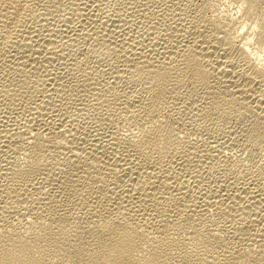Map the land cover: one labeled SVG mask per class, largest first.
<instances>
[{
	"label": "rangeland",
	"instance_id": "374dc122",
	"mask_svg": "<svg viewBox=\"0 0 264 264\" xmlns=\"http://www.w3.org/2000/svg\"><path fill=\"white\" fill-rule=\"evenodd\" d=\"M5 1H7V0H5ZM4 0H3V3L5 2ZM10 1V0H9ZM9 1H7V2H5L4 3V6H2V10H3V12H2V10H1V16H0V21L2 22H0V34H1V36H0V163H1V165H0V173L2 174H0V178H3V179H0V185H2V186H0V192L1 193H3V194H1L0 196L1 197H3V199L2 200H4L5 199V197H7V200L5 201L6 203L8 202V201H10V202H8V203H10V205H14V203H16L15 201H12V200H10V197L11 196H14V194L16 195V193H17V195H18V192H23L24 194L22 195V193H20V196H25V199H27V200H25L24 199V197L22 198V197H20V198H22L21 199V201H23V202H21V205L19 204L18 206H17V204H15L16 206H17V208L19 207L20 209L22 208L23 209V211L24 212H26V213H24V215L22 216L21 215V217H20V212H18V210H9V211H5V212H2V213H0V222H1V220H2V222H1V224H0V226H2L3 227V225L6 227V226H8L10 223V225L8 226V227H10L11 225H13V224H15L16 225V227H19L20 225L22 226L25 222H27L28 220H27V218L28 219H31L30 217H35L36 219H38L39 217V221H41V220H47V219H49L51 216H56V217H59L60 219H58V220H62V219H64L66 216H67V214L69 215L70 214V216H68V217H66L64 220L65 221H67L68 223L70 222V223H72V224H70V225H72L74 228L75 227H78V226H81L82 225V223H83V225L82 226H86V225H88L89 223H92V219H93V223L94 224H99L101 221H102V219H105V218H108V216H111V215H113L114 216V214L115 215H117V214H123V212H125V213H128L126 210H127V204H128V202L129 201H127L129 198H125V194H126V191L127 192H129V190H128V188L130 189V187H131V184L130 183H132L133 184V179H135V175H136V172H135V170L134 169H132L131 171H121V169L119 170L118 169V174H119V171H120V174L118 175L117 173H114L113 175H111L113 172H110V170L108 171L107 169H106V167L105 166H101L102 167V169L104 170V172H103V170H102V173H101V167L100 168H98V170H99V172H97L98 174H99V176L100 177H102V178H104V179H99L100 177L98 176V174L96 175L95 174V177L96 176H98V178L96 177V179H98L97 181H95L96 179H94V182H91V181H93V178H95V177H93L92 178V180L90 181V179H87V175H84V173L83 174H81L82 175V177H80V178H76V179H74V183L75 184H80V185H76L77 187H80V189L79 188H77L76 186L74 187L73 185V182L72 181H70V182H68V184L66 185V183L67 182H63L62 181V178H60L61 176H62V174L61 173H63V172H59L58 173V170L56 171V169L54 170L55 172H56V174L52 171L53 169V167L51 166L50 168H48L49 167V165L51 164V161H53L54 159H56V160H59V159H63L64 160V158L68 155V153L66 152V151H68L69 152V149H70V146H73V145H81V146H86V147H89L90 145L92 146V144H90V143H93V144H95V143H97L98 141L99 142H101V140H102V143L100 144V143H98L97 145H102L103 143L105 144L106 143V141L105 140H107L108 138V140H112V138H115V140L117 141H115L116 142V144H114V145H112V147H114V148H112V147H110V148H107V150H106V152H104L105 153V155H104V157H102L103 159H105V158H107V155L108 154H110L111 156H112V153L114 154L115 152L116 153H118L117 151H120L119 152V156H118V158H124L123 156H125V155H129L128 157H133V156H136V155H138V153H137V150H136V148H135V146H136V143H134V142H137L136 140H138L139 138H140V136L138 137V135H141L142 136V132H143V130L146 128V127H148V126H150V124H152V123H154L153 125H157V124H161V122L163 123V124H166L167 126H169L170 128H172L171 130H173V135H174V143L176 144H178V146H177V144L175 145L174 143L172 144L173 146L172 147H170L171 149L172 148H174V150L172 151V150H169V151H167V153H166V157H164L163 156V158H157L158 156L155 154V153H153L152 154V159L150 160V162H152V163H150V165H149V170L151 169V167H152V169L154 170L155 168V170L156 171H159L160 172V174H161V172H164V173H166V175L168 176V183H170L169 181H170V179H171V185L169 186V185H159L158 186V184H161V183H159V181L157 180L156 181V179H154V186L156 187V189H155V195L154 196H157V195H161L162 193H160L159 191H160V189H161V192H164L163 194L165 195H162V196H164V197H167L169 200V202H168V204H169V206H168V204L166 205V210H167V212H165V214L166 213H168L169 212V214H171V215H169V214H167L166 216H165V218L167 219V221H168V223H169V221H170V224H168V225H170L168 228H173L172 226H176V223H175V221L177 222V223H182L183 225L181 226L180 224H178L180 227H181V229H180V227L178 226V229H177V226H176V228L174 227V229H175V232L177 233H173V230H171V229H169V230H167V232H168V234H170V237L172 236V238H171V240H172V242H173V240H174V242L173 243H171V244H174L175 243V240H176V242L177 243H175L174 245H172L173 247L174 246H176V247H174V248H172V247H168L167 249V252H166V250H165V255H166V253H167V255L166 256H169V257H171V258H173V256H174V258L173 259H170L172 262H174V261H177L178 260V258L176 257V256H180L179 257V260L180 261H182L183 263H188V264H209L208 262L210 261V263H211V261H212V258L214 259V257L216 258V256L217 255H219L221 258H222V256L223 257H226V256H230V251H231V253H232V251L233 250H235L236 248H240V247H242L245 243H247L249 240V238H251L254 234H256L259 230H261V229H259V227L258 226H256L257 224L258 225H260V228H262L261 227V225L263 224V222L262 221H264V215H262V214H264V210H262V209H264V208H262V207H264V202L262 203V201L264 200H262L261 202H257V203H254L253 205L251 204V206H253V207H251V206H248L249 207V209H247L246 207H245V209H244V207H242V206H244V204L246 205V202L248 203L247 205H249V200H248V195H245L244 193H245V190H246V194H248V192H251V193H255L256 191L258 192V189H259V192H261L263 195H264V142H262L261 144L260 143H256V146H255V143H252V139H250L249 137H246V135L245 134H247V133H245L244 132V130H247V129H249L250 128V124H251V122H252V120H254V119H256V116H257V113L258 112H262V109L264 108V98L262 97V99L261 100H259V102H257L256 100H254V95H256V97L260 94V90L262 91V87L260 88V86H263V88H264V79H263V82H262V78L264 77V75H263V77H261V78H259L258 79V77H256L257 79H258V81H259V83H258V81H257V79L254 81L255 83L253 84H251V91L252 90H256L255 88L257 87V90H256V92L258 93H256L255 91V93H253V91H252V93H251V91H249V95L251 96V97H239L238 96V98H240V99H238L237 98V100L239 101V100H241V101H239V103L237 102V100L235 99V103H234V100L232 101L233 102V104H232V102L230 101H228L229 103H231L228 107L226 106L227 104H228V102H227V104H226V101L227 100H223L225 97L227 98V96H225L226 94L222 91L221 93H222V95H220L219 93H217V95H220V96H217L216 95V93H214L212 90H213V88H215V86H217V84H216V81H215V77H214V79H212L213 78V75H212V77L210 76H208V78L206 79V82H207V84H206V82L203 84V83H201L200 81L198 82V80H193V79H190V78H183V80H181V81H179V82H177V80H175V77H172L171 78V80L169 81V83L171 82V84H169L168 86V88H167V86L161 91V92H159V93H155L154 91H153V89L152 88H148V86H149V83L148 82H145L144 80H146V81H148V79H147V77L146 76H141V77H143V79L141 78V77H138L137 75H135V71H133L134 69L131 67V65L134 63L133 61H134V59L135 60H137V61H140V60H138V59H143V58H147V56H148V58L150 59V61L152 60V62H154L155 64L157 63L156 62V60H161L160 58H162L163 59V57L162 56H159L160 54L162 55L163 53L161 52V51H164V49H165V51H166V49L168 48V50L170 49V48H174V50L176 51V55H175V57H177V58H180L181 56L180 55H182L181 53L183 52V48H182V46L184 47V45H182V43L184 42V43H186V41H190V40H192V36H193V34H192V29L194 28L195 29V25L196 26H198V24L200 23H202L203 25L205 24V22H206V20L207 19H213L214 18V23L215 24H217V22H218V26L216 25V27H215V29H214V27H211V26H209L208 25V23H207V25H208V27H204L203 26V28L205 29V31H204V34H206V39H207V37H208V41H211V43H213V41H214V39H216V37H214V34H215V36H223V35H221V34H227V33H232V29H231V31H230V26H234V22H228V19H230V18H232V16H235L236 14V16L235 17H237V18H234V20H235V22H236V24L237 25H235V26H238V24L240 23V22H242V21H245V22H247V23H249V21L251 20L250 18H248L249 16H247L246 14L244 15V13H245V11L244 10H242L241 11V9L239 10L238 9V7H239V4H240V2H241V0L239 1V0H132V1H129V0H16V3H18L19 1V3L18 4H16L15 5V3L14 4H11V2H12V0H11V2H10V4H9ZM38 1V2H37ZM45 1V2H44ZM49 1V2H48ZM70 1V2H69ZM78 1V2H77ZM88 3H87V2ZM96 1H97V3H96ZM102 1V2H101ZM146 1V2H145ZM158 1V2H157ZM177 1H178V3H177ZM197 1V2H196ZM23 2V3H22ZM26 2V3H25ZM29 2V3H28ZM44 2V3H43ZM52 2V3H51ZM71 2H73V3H71ZM91 2V3H90ZM134 2V3H133ZM166 4V6H165V4ZM170 2V3H169ZM10 5H8V4ZM36 3V4H35ZM48 3V4H47ZM50 3V4H49ZM84 3V4H83ZM130 3V4H129ZM138 3V4H137ZM145 3V4H144ZM158 3H159V5H158ZM168 3V4H167ZM173 3H175V4H173ZM5 4H7V5H5ZM23 4V5H22ZM32 4H34V5H32ZM51 4H53V5H51ZM76 4H78V5H76ZM82 4V5H81ZM88 4V5H87ZM92 4V5H91ZM126 4V5H125ZM142 4V5H141ZM164 4V5H163ZM196 4H197V6H196ZM19 5V6H18ZM26 5V6H25ZM85 5V6H84ZM87 5V6H86ZM99 5V6H98ZM103 5V6H102ZM136 7H135V6ZM141 5V6H140ZM146 5V6H145ZM163 5V6H162ZM173 7H172V6ZM177 5H179V6H177ZM205 5V6H204ZM11 6H13V7H11ZM17 6V7H16ZM23 6V7H22ZM25 6V7H24ZM29 6V7H28ZM32 6V7H31ZM45 6H46V8H45ZM76 6V7H75ZM132 6V7H131ZM168 6H169V8H168ZM182 6V7H181ZM196 6V7H195ZM200 6H201V8H200ZM6 7V8H5ZM37 7V8H36ZM44 7V8H43ZM81 7H83V8H81ZM98 7H99V9H98ZM171 7V8H170ZM177 7V9H175V8ZM178 7H179V9H178ZM261 8H259L258 10H255V11H252V10H249V14L248 15H250L252 18L253 17H256V16H262V14H264V6L263 5H261L260 6ZM13 8V9H12ZM19 8V9H18ZM25 8V9H24ZM27 8V9H26ZM90 8V9H89ZM120 8V9H119ZM134 8V9H133ZM156 8V9H155ZM6 9H7V11H6ZM44 9V10H43ZM74 9H75V11H74ZM118 9V10H117ZM172 9H175V11L176 12H173L172 11ZM202 9V10H201ZM22 10V11H21ZM26 10V11H25ZM158 10V11H157ZM195 10V11H194ZM38 11V12H37ZM72 11H73V13H72ZM177 11H179V12H177ZM183 11V12H182ZM6 12V13H5ZM26 12V13H25ZM41 12V13H40ZM83 12H84V14H83ZM9 13V14H8ZM44 13V14H43ZM60 13V14H59ZM63 13H64V15H63ZM68 13V14H67ZM71 13V14H70ZM80 13H82V14H80ZM92 13V14H91ZM107 13V14H106ZM200 13H201V15H200ZM40 14V15H39ZM43 16H42V15ZM96 14V15H95ZM103 14V15H102ZM174 14V15H173ZM190 14V15H189ZM206 14V15H205ZM2 15H4V16H2ZM6 15V16H5ZM8 15V16H7ZM20 15V16H19ZM80 15H82V16H80ZM105 15V16H104ZM180 15H181V17H180ZM238 15H239V17H240V19H239V17H238ZM11 16V17H10ZM16 16V17H15ZM84 16V17H83ZM90 16V17H89ZM99 16V17H98ZM127 16V17H126ZM171 16V17H170ZM175 18H173V17ZM201 16V17H200ZM247 16V17H246ZM3 17V18H2ZM5 17V18H4ZM35 17V18H34ZM60 17V18H59ZM70 17V18H69ZM79 17V18H78ZM103 17V18H102ZM105 17V18H104ZM179 19H178V18ZM188 17V18H187ZM210 17V18H209ZM13 18V19H12ZM18 18V19H17ZM21 18V19H20ZM32 18V19H31ZM53 18V19H52ZM59 18V19H58ZM65 19V20H62V19ZM89 18V19H88ZM95 18V19H94ZM183 18V19H182ZM204 18H205V20H204ZM3 19V20H2ZM5 19V20H4ZM44 19V20H43ZM51 19V20H50ZM72 19V20H71ZM86 19H88V20H86ZM128 19V20H127ZM196 19V21L193 23V21ZM197 19H198V22H197ZM201 19H202V21H201ZM55 20V21H54ZM61 20V21H60ZM75 20V21H74ZM80 22H79V21ZM84 20H85V22H84ZM89 20H91V21H89ZM187 20L189 21V22H187ZM193 20V21H192ZM8 21V22H7ZM39 21V22H38ZM47 21V22H46ZM73 21V22H72ZM76 21H78V22H76ZM89 23H88V22ZM96 21V22H95ZM100 23H99V22ZM104 21V22H103ZM123 21V22H122ZM129 21V22H128ZM170 21H171V23H170ZM204 21V22H203ZM217 21V22H216ZM222 21V22H221ZM15 22V23H14ZM67 22V23H66ZM84 24H83V23ZM102 22V23H101ZM177 22V23H176ZM220 22V23H219ZM11 23V24H10ZM13 23V24H12ZM17 23V24H16ZM20 23V24H19ZM31 23V24H30ZM49 23V24H48ZM56 23V24H55ZM60 23H61V25H60ZM176 23V25H174ZM181 23H182V26H183V30H181L182 28V26H181ZM183 23H184V25H183ZM186 23V24H185ZM188 23H191V25L193 26L192 28H191V25L190 24H188ZM222 23H223V26H221L222 25ZM229 23V24H228ZM15 24V25H14ZM37 24H38V26H37ZM65 26H64V25ZM131 26H130V25ZM171 24V25H170ZM199 24V25H200ZM201 24V25H202ZM221 24V25H220ZM11 25V26H10ZM52 25V26H51ZM60 27H59V26ZM78 27H77V26ZM84 25V26H83ZM107 25V26H106ZM173 25L175 26V32H173L174 31V27H173ZM178 25V26H177ZM188 27H187V26ZM200 25V26H201ZM227 25H229V27L227 26ZM45 26V27H44ZM67 26V27H66ZM90 27V30H89V32L91 33H88L87 31H88V29H89V27ZM95 26V27H94ZM101 26V27H100ZM105 26V27H104ZM124 26V27H123ZM177 26V27H176ZM185 26V27H184ZM190 26V27H189ZM215 26V25H214ZM225 26V27H224ZM12 27V28H11ZM26 27V28H25ZM35 27V28H34ZM39 27V28H38ZM63 27V28H62ZM80 27V28H79ZM92 27V28H91ZM111 27V28H110ZM151 27V28H150ZM168 27H170L171 29V31L169 30H167L168 29ZM178 27H180L181 29H179ZM219 27H221L222 29H224V31L221 29V28H219ZM227 27V28H226ZM30 28V29H29ZM52 28V29H51ZM59 28V29H58ZM66 28V29H65ZM84 28V29H83ZM87 28V29H86ZM96 28V29H95ZM130 28H131V30H130ZM173 28V29H172ZM190 28V29H189ZM207 28V29H206ZM219 28V29H218ZM4 29H6V30H4ZM23 29V30H22ZM68 29V30H67ZM84 31H82V30ZM85 29H86V32H85ZM93 29H94V31H93ZM107 29V30H106ZM115 29V30H114ZM117 29V30H116ZM121 29V30H120ZM151 29V30H150ZM163 29V30H162ZM177 29V30H176ZM179 29V30H178ZM187 29V30H186ZM210 29V30H209ZM211 29L213 30V31H211ZM227 29V30H226ZM3 30V31H2ZM49 30V31H48ZM51 30V31H50ZM64 30H66V32L64 31ZM74 30V31H73ZM101 30V31H100ZM127 30V31H126ZM133 30V31H132ZM181 30V31H180ZM191 30V31H190ZM233 30H234V28H233ZM9 31V32H8ZM12 31V32H11ZM19 31H20V33H19ZM83 32L84 34L82 35V33L81 32ZM108 31H109V33H108ZM121 31V32H120ZM154 33L153 35H152V32ZM183 31V32H182ZM206 31H207V33H206ZM214 32V33H211V34H209L210 32ZM223 31V32H222ZM228 31H230V32H228ZM6 32V33H5ZM15 32V33H14ZM25 32V33H24ZM30 32V33H29ZM69 32V33H68ZM95 32V33H94ZM103 32V33H102ZM113 32H115V33H113ZM117 32V33H116ZM130 32V33H129ZM166 32L168 33V34H166ZM173 33V34H171V33ZM176 32H179L178 34H180V36H178L177 35V33ZM184 32H186V33H184ZM216 32L218 33L219 32V34H216ZM226 32V33H225ZM58 33V34H57ZM61 35H60V34ZM76 33V34H75ZM79 33H81V34H79ZM88 33V34H87ZM170 33V34H169ZM181 33H183V36L181 35ZM192 35H191V34ZM4 34V35H3ZM33 34V35H32ZM39 34V35H38ZM42 34H43V36H42ZM45 34V35H44ZM77 34H78V36H77ZM90 34V35H89ZM92 34L94 35V36H92ZM97 34V37L96 38H93V37H95V35ZM101 34H103V36L101 35ZM106 34V35H105ZM109 34H113V35H110L109 36ZM118 34V35H117ZM130 34V35H129ZM133 34V35H132ZM135 34V35H134ZM141 34V35H140ZM149 34V35H148ZM156 34V35H155ZM176 36H175V35ZM188 35V36H185V35ZM207 34H209V35H207ZM30 35V36H29ZM37 35V36H36ZM73 35V36H72ZM84 35H85V37H84ZM88 37H87V36ZM127 35V36H126ZM147 35V36H146ZM159 35V36H158ZM166 35V36H165ZM169 35V36H168ZM174 35V36H173ZM232 35H234V34H232ZM4 36H6L5 38H7V39H5V38H2V37H4ZM7 36H9V38L7 37ZM14 36H15V38H14ZM83 36V37H82ZM90 36V37H89ZM101 36V38L103 39V41L101 42V38H99ZM131 36V37H130ZM152 38H151V37ZM181 36H182V38H181ZM185 36V37H184ZM213 36V37H212ZM63 37V38H62ZM70 37V38H69ZM72 37V38H71ZM107 37V38H106ZM121 37V38H120ZM125 37V38H124ZM138 37V38H137ZM141 37V38H140ZM147 37V38H146ZM149 37V38H148ZM154 37V38H153ZM158 37V38H157ZM169 37V38H168ZM176 37V38H175ZM181 39H180V38ZM36 38H38V39H36ZM73 38H74V40H73ZM87 38V39H86ZM114 38V39H113ZM127 38V39H126ZM132 38V39H131ZM135 38H136V40H135ZM144 40H143V39ZM184 38H185V40H184ZM188 38V39H187ZM189 38H191V39H189ZM211 38V39H210ZM11 39H12V42H11ZM21 39V40H20ZM44 39H45V41H44ZM70 39V40H69ZM83 39H85V40H83ZM107 40V42H106V40ZM110 39H113V42H112V40H110ZM172 39V40H171ZM175 39H177L176 40V42L177 41H182L181 43H179V42H177L178 44H180L179 46L177 45V43L175 42ZM10 40V41H9ZM24 40V41H23ZM31 40H32V42H31ZM124 42H123V41ZM128 40V41H127ZM131 40V41H130ZM148 40V41H147ZM213 40V41H212ZM19 41V42H18ZM28 42V43H26V42ZM44 41V42H43ZM52 41V42H51ZM66 41V42H65ZM69 41H70V43H69ZM98 41V42H97ZM127 41V42H126ZM136 41V42H135ZM141 41V42H140ZM154 41V42H153ZM162 41V42H161ZM170 41H172V42H170ZM256 41V40H255ZM5 42H8V43H5ZM17 42V43H16ZM25 42V43H24ZM50 42V43H49ZM54 42V43H53ZM73 42V43H72ZM75 42V43H74ZM100 42V43H99ZM106 42V43H105ZM111 42V43H110ZM120 42V43H119ZM123 42V43H122ZM130 42V43H129ZM135 42V43H134ZM140 42V43H139ZM147 42V43H146ZM150 42V43H149ZM155 42H157V43H155ZM163 42H164V44H165V46H164V44H163ZM2 43V44H1ZM37 43V44H36ZM58 43H60V44H58ZM69 43V44H68ZM82 45H81V44ZM90 43V44H89ZM94 45H93V44ZM101 43H103V44H101ZM125 43V44H124ZM155 43V44H154ZM170 43V44H169ZM174 43V44H173ZM239 43V42H238ZM260 43V46L262 47L261 49H262V52H264V41H260L259 42ZM19 44V45H18ZM26 44V45H25ZM43 44V45H42ZM74 44V45H73ZM77 44V45H76ZM89 44V45H88ZM109 44V45H108ZM154 44V45H153ZM166 44H167V46H166ZM20 45H22V46H20ZM58 45V46H57ZM65 46V48H64V46ZM72 45V46H71ZM103 45V46H102ZM116 45V46H115ZM130 45V46H129ZM140 45V46H139ZM149 45V46H148ZM171 46V47H168V46ZM172 45H175L174 47H172ZM177 45V46H176ZM238 44L236 43V45H235V48L233 47V48H231L230 50H226L227 52L228 51H230L229 53H226V52H224L223 50L222 51H220L221 49H215L214 51H212L213 52V54L211 55V57L212 56H214V58H216L218 55H220V57L218 56L217 58H216V60H218V58L220 59V60H224V61H229V59H231L232 61L234 60H236L235 61V63H237L236 65H235V63H234V61L232 62V61H229V62H231V63H233L234 64V66H236V69L237 68H240V64H243V63H245V61H243L240 57H238L239 56V54H240V51L238 50L237 51V47H238V49H239V45L237 46ZM60 46V47H59ZM67 46V47H66ZM87 46V47H86ZM93 46V47H92ZM104 46H105V48L106 49H104ZM111 48H110V47ZM133 46V47H132ZM150 47V49L148 48V47ZM181 46V47H180ZM17 47V48H16ZM20 47V48H19ZM26 47V48H25ZM38 47V48H37ZM44 47V48H43ZM48 47V48H47ZM79 47V48H78ZM92 47V48H91ZM97 47H98V49H97ZM113 47V48H112ZM117 47V49L115 50V48ZM120 47H122V48H120ZM131 48L133 51V54L134 55H136V56H134V55H130V50L131 49H127V48ZM136 47H137V50H136ZM141 47V48H140ZM147 47V48H146ZM164 47V48H163ZM259 47V45L256 43V42H254V43H252V50L253 49H256V48H258ZM31 48V49H30ZM56 49V48H58L57 50H60V52H58L57 50L55 51V50H52V49ZM60 48V49H59ZM62 48H64V51L62 50ZM72 48V49H71ZM74 48H75V50H74ZM84 48V49H83ZM92 50H91V49ZM96 48V49H95ZM119 48H120V50H122L123 51V53H122V51H120L119 50ZM135 48V49H134ZM158 48V49H157ZM176 48V49H175ZM179 48V49H178ZM34 49V50H33ZM49 51H48V50ZM52 51H51V50ZM79 51H78V50ZM87 51H89V52H87ZM89 49V50H88ZM141 49V50H140ZM162 49V50H161ZM181 49V50H180ZM3 50H5V51H3ZM20 50V51H19ZM22 50V51H21ZM39 50V51H38ZM44 50H47V51H44ZM95 50V51H94ZM119 50V51H118ZM129 50V52H127V51ZM135 50V51H134ZM139 50V51H138ZM147 50V51H146ZM148 50H150V51H148ZM159 50V51H158ZM216 50H218V51H216ZM232 50H233V52H232ZM3 51V52H2ZM8 51V52H7ZM19 51V52H18ZM24 51V52H23ZM36 51V52H35ZM55 51V52H54ZM61 51H63V52H61ZM73 51V52H72ZM101 51V52H100ZM126 51V52H125ZM141 51H142V53H141ZM157 53H156V52ZM164 51V52H165ZM220 51V52H219ZM237 51V52H236ZM14 52H17V53H14ZM34 52V53H33ZM38 52V53H37ZM49 52V53H48ZM52 52H53V54H52ZM57 52H58V54H57ZM78 52V53H77ZM91 52V53H90ZM100 52V53H99ZM104 52V53H103ZM118 54H117V53ZM138 52V54H140V56L138 55V54H136V53ZM140 52V53H139ZM147 52H149V54L147 53ZM180 52V53H179ZM215 52V53H214ZM217 52V53H216ZM222 52V53H221ZM232 52V53H231ZM3 53V54H2ZM40 53V54H39ZM44 53V54H43ZM55 53H56V55H55ZM98 53V54H97ZM116 53V54H115ZM125 53H129L128 55H129V57H131L132 59H133V61H127L126 59H124V55H125ZM145 53V54H144ZM221 53V54H220ZM238 53V54H237ZM12 54V55H11ZM36 54V55H35ZM41 54H43V55H41ZM46 54H47V56H46ZM77 54V55H76ZM78 54H79V57H78ZM85 54V55H84ZM102 54V55H101ZM112 54V55H111ZM122 54H123V56H122ZM144 54V55H143ZM216 54H217V56H216ZM222 54H226L225 55V57L224 56H222ZM231 54V55H230ZM33 55H35V56H33ZM38 55V57L39 58H37L36 56ZM44 55H45V57H44ZM48 55H49V57H50V59H49V57H48ZM64 55H66V56H64ZM95 55V56H94ZM97 55V56H96ZM100 55V56H99ZM120 55V56H119ZM137 55H138V57H137ZM178 55H179V57H178ZM228 55V56H227ZM234 56V57H236V58H234L233 56L232 57H230V56ZM238 55V56H237ZM17 56V57H16ZM53 56V57H52ZM74 56H76L75 58H74ZM88 56V57H87ZM145 56V57H144ZM159 56V57H158ZM226 56L227 57H229L228 58V60L226 59ZM29 57V58H28ZM82 57V58H81ZM84 57V58H83ZM136 57V58H135ZM143 57V58H142ZM156 57H157V59H156ZM19 58V59H18ZM21 58H22V60H21ZM36 58V59H35ZM47 59V60H45L44 61V59ZM118 58H119V60H118ZM121 58V59H120ZM213 58V59H214ZM222 58V59H221ZM239 58L242 60V63H241V61L239 60ZM2 59H3V61H2ZM23 59H24V61H23ZM104 59H106V60H104ZM226 59V60H225ZM19 60H21L20 62H17V61H19ZM27 60V61H26ZM40 61V62H38V61ZM51 60V61H50ZM59 60V61H58ZM74 60V61H73ZM83 60V61H82ZM99 60V61H98ZM127 62H126V61ZM176 60V59H175ZM9 63H8V62ZM13 61V62H12ZM49 61V62H48ZM108 61V62H107ZM239 61H240V63H239ZM2 62V63H1ZM18 64H17V63ZM23 62V63H22ZM26 62V63H25ZM34 62H35V64H34ZM42 62V63H41ZM58 62V63H57ZM63 62V63H62ZM66 62V63H65ZM67 62H69V63H67ZM83 62V63H82ZM98 62V63H97ZM112 62V63H111ZM125 62H126V64H125ZM178 62V61H177ZM220 62V61H219ZM16 63V64H15ZM24 64L25 63V65L26 66H24L23 65V68H22V65H19V64ZM28 63V64H27ZM52 63V64H51ZM71 63V64H70ZM85 63V64H84ZM106 63V64H105ZM108 63V64H107ZM116 63V64H115ZM124 63V64H123ZM129 63V64H128ZM132 63V64H131ZM222 63V62H221ZM239 63V64H238ZM15 64V65H14ZM50 64V65H49ZM54 64V65H53ZM59 64H60V66H59ZM64 64V65H63ZM101 64H103V65H101ZM129 66H128V65ZM18 65V66H17ZM41 65H43V66H41ZM45 65V66H44ZM52 65V66H51ZM55 65H56V67H55ZM71 65V66H70ZM76 65V66H75ZM100 65V66H99ZM140 65V64H139ZM18 68H17V67ZM29 66V67H28ZM36 66V67H35ZM37 66H39V67H37ZM50 66V67H49ZM63 66V67H62ZM68 66V67H67ZM120 66V67H119ZM21 67V68H20ZM24 67H26V69H24ZM33 67V68H32ZM35 67V68H34ZM43 67V68H42ZM53 69H52V68ZM74 67V68H73ZM127 67V68H126ZM130 69H129V68ZM30 68V69H29ZM38 68V69H37ZM50 68V69H49ZM62 68V69H61ZM105 68V69H104ZM113 68V69H112ZM120 68L122 69V71L120 70ZM126 68V69H125ZM15 69V70H14ZM19 69V70H18ZM21 69V70H20ZM52 69V70H51ZM73 69V70H72ZM103 69V70H102ZM130 71H129V70ZM131 69H133V70H131ZM32 70V71H31ZM45 70V71H44ZM51 70V71H50ZM59 70V71H58ZM65 70V71H64ZM69 70H70V72H69ZM19 71V72H18ZM53 71H54V73H53ZM58 71V72H57ZM75 71V72H74ZM80 71V72H79ZM107 71V72H106ZM131 71H133V72H131ZM30 72V73H29ZM31 72H33V73H31ZM40 72V73H39ZM64 72V73H63ZM67 72V73H66ZM77 72H79L78 74H77ZM102 72V73H101ZM117 72V73H116ZM12 73H14L13 75H14V77H13V75H12ZM20 73V74H19ZM24 73V74H23ZM29 73V74H28ZM66 73V74H65ZM69 73H70V75H69ZM84 73V74H83ZM113 73L115 74V75H113ZM49 74V75H48ZM72 74V75H71ZM82 74V75H81ZM88 74V75H87ZM120 76H119V75ZM121 74H122V76H121ZM23 75V76H22ZM77 75V76H76ZM101 75H102V77H101ZM18 76V77H17ZM25 76V77H24ZM53 76V77H52ZM69 76V77H68ZM72 78H71V77ZM86 76V77H85ZM131 76V77H130ZM132 76H134V77H132ZM3 77H5V78H3ZM45 77H46V79H45ZM55 77V78H54ZM122 77V78H121ZM13 78V79H12ZM16 80H15V79ZM24 78V79H23ZM62 78V79H61ZM67 78V79H66ZM69 78V79H68ZM78 78H80V79H78ZM107 78V79H106ZM112 78H113V80H112ZM119 78V79H118ZM125 78V79H124ZM134 78V79H133ZM146 78V79H145ZM192 78V77H191ZM26 79V80H25ZM52 79V80H51ZM58 79V80H57ZM63 79H65V80H63ZM130 79V80H129ZM212 79V80H211ZM18 80H19V82H18ZM25 80V81H24ZM40 80V81H39ZM43 80V81H42ZM49 80V81H48ZM53 80H55V81H53ZM60 80V81H59ZM88 80V81H87ZM95 80V81H94ZM102 80V81H101ZM110 80V81H109ZM115 80V81H114ZM123 80V81H122ZM192 80V81H191ZM211 80V81H210ZM57 81V82H56ZM74 81V82H73ZM119 81V82H118ZM126 81H127V83H126ZM176 81V83L174 84V82ZM214 81V82H213ZM14 82V83H13ZM16 82V83H15ZM24 82V83H23ZM54 82V83H53ZM68 82H70V83H68ZM77 82V83H76ZM85 82V83H84ZM92 82V83H91ZM97 82V83H96ZM100 82H101V85H100ZM114 82V83H113ZM196 82V83H195ZM212 83L211 85H213L214 83V86H212L211 87V85L209 84V83ZM7 83V84H6ZM50 83V84H49ZM148 83V84H147ZM192 83H194V84H192ZM201 83V84H200ZM13 84V85H12ZM57 84V85H56ZM73 84H76V85H73ZM178 84V85H177ZM197 86H196V85ZM203 84V85H202ZM208 84L210 85L209 87H208ZM256 84V85H255ZM260 85V86H258V85ZM4 85V86H3ZM13 87H12V86ZM17 85V86H16ZM52 85V86H51ZM55 85V86H54ZM83 85V86H82ZM87 85V86H86ZM103 85V86H102ZM106 85H108V86H106ZM170 85H172V86H170ZM200 85V86H199ZM48 86H50V88L48 87ZM62 86V87H61ZM66 86V87H65ZM69 86V87H68ZM91 86V87H90ZM226 86V85H225ZM250 86V85H249ZM256 86V87H255ZM10 87V88H9ZM55 87V88H54ZM77 87V88H76ZM89 87V88H88ZM102 87V88H101ZM145 87V88H144ZM150 87V86H149ZM252 87H255V88H252ZM2 88H3V90H2ZM49 88V89H48ZM60 88V90H58V89ZM110 88V89H109ZM111 88H113V89H111ZM210 88H212V89H209ZM52 89H53V91H52ZM71 89V90H70ZM86 89H88V90H86ZM106 89V90H105ZM117 89V90H116ZM148 89V90H147ZM152 89V90H151ZM51 90V91H50ZM73 90V91H72ZM75 90V91H74ZM264 90V89H263ZM43 91V92H42ZM137 91V92H136ZM148 91V92H147ZM211 91V95L209 94V92ZM221 91V90H220ZM219 90H218V92H220ZM42 92V93H41ZM47 92V93H46ZM53 92V93H52ZM64 92V93H63ZM83 92V93H82ZM119 92V93H118ZM133 92V93H132ZM212 92H213V94H212ZM45 93H46V95H45ZM56 93V94H55ZM66 93V94H65ZM108 93V94H107ZM111 93V94H110ZM224 93V94H223ZM51 94V95H50ZM54 94V95H53ZM81 94V96H79ZM94 94V95H93ZM96 94V95H95ZM99 94V95H98ZM131 94V95H130ZM205 94V95H204ZM253 96H252V95ZM48 95V97H50V99L48 98V97H46ZM58 95V96H57ZM60 95V96H59ZM91 95V96H90ZM163 95V96H162ZM204 95V96H203ZM208 95V96H207ZM224 95V97L222 98V100L223 101H225V102H223L222 104L223 105H221L220 107H218V108H216L213 104H214V102L215 101H217V99L219 98L220 100H221V97ZM85 96V97H84ZM94 96V97H93ZM132 96H133V98H132ZM135 96V97H134ZM161 96H162V98H161ZM209 96H211V97H209ZM214 96L217 98H214ZM33 97H35V98H33ZM40 97V98H39ZM42 97V98H41ZM60 97V98H59ZM63 97V98H62ZM68 97V98H67ZM72 99H71V98ZM130 97V98H129ZM207 98L206 100H205V98ZM46 99V101H45V106L43 105L44 104V100ZM52 98V99H51ZM65 98V99H64ZM67 98V99H66ZM82 98V99H81ZM115 98V99H114ZM141 98H142V100H141ZM145 98V99H144ZM211 98V99H210ZM215 100H214V99ZM225 98V99H226ZM53 99H54V101H53ZM61 99V100H60ZM138 99V100H137ZM244 99V100H243ZM250 99V100H249ZM50 100H52L51 102H50ZM135 100V101H134ZM211 100L212 101H214L213 102V104L211 103ZM250 101V102H248V101ZM33 101H34V103H33ZM40 103H38V102ZM41 101H43V103L41 102ZM62 101V102H61ZM126 101V102H125ZM256 101V102H255ZM46 102H48V103H50V104H47ZM66 104H65V103ZM82 104H81V103ZM209 102V103H208ZM241 102V103H240ZM247 102V103H246ZM42 103V104H41ZM64 103V104H63ZM128 103H130V104H128ZM249 103H250V105L251 106H256L257 105V103H258V106H256L255 108L257 109L256 111H254V113H252V115H251V113H249L248 112V109H250L251 110V108L250 107H246L247 105L248 106H250L249 105ZM252 103V104H251ZM260 103H262V104H260ZM38 104V105H37ZM55 104V105H54ZM57 104H59V105H57ZM142 104H145L144 106L142 105ZM208 104V105H207ZM241 104V105H240ZM256 104V105H255ZM260 104V105H259ZM40 105V106H39ZM82 105V106H81ZM88 105V106H87ZM140 105H142V106H140ZM35 106V107H34ZM39 106V107H38ZM56 106V107H55ZM59 106V107H58ZM63 106V107H62ZM67 108H66V107ZM129 106V107H128ZM203 108L204 110H201V108ZM210 106V107H209ZM224 106V107H223ZM236 106V107H235ZM239 106V107H238ZM245 108H244V107ZM262 108H261V107ZM32 107V108H31ZM55 107V108H54ZM84 107V108H83ZM140 107H142V108H140ZM213 107L214 108H216V109H213ZM226 107V108H225ZM231 107H233V108H231ZM238 107V108H237ZM243 107V108H242ZM40 108H42V109H40ZM51 108V109H50ZM57 108V109H56ZM79 108H80V110H79ZM126 108H127V110H126ZM139 110H137V109ZM198 108V109H197ZM200 108V109H199ZM227 108H230V109H227ZM237 108V109H236ZM259 108V109H258ZM47 109V110H46ZM64 109H65V113L63 112L64 111ZM135 109V110H134ZM240 109V110H239ZM61 110V111H60ZM83 112H82V111ZM96 110H97V112H96ZM131 110V111H130ZM132 110H133V113H131L132 112ZM198 110H199V112H200V114H199V112H198ZM247 110V111H246ZM259 110V111H258ZM264 110V109H263ZM40 111V112H39ZM43 111H45V112H43ZM51 111V112H50ZM125 111V112H124ZM138 111V112H137ZM202 111V112H201ZM206 112L205 114H204V112ZM244 111V112H243ZM246 111V112H245ZM8 112V113H7ZM33 112V113H32ZM60 112V113H59ZM63 112V113H62ZM177 112V113H176ZM198 112V113H197ZM40 113H41V115H40ZM53 113V114H52ZM58 115H57V114ZM61 113H62V116H61ZM70 113V114H69ZM87 113V114H86ZM89 113H91V114H89ZM93 113V114H92ZM202 113H203V115H202ZM240 113V114H239ZM32 114V115H31ZM34 114V115H33ZM69 114V115H68ZM196 114H197V116H196ZM241 114H243L242 116H241ZM246 114V115H245ZM256 114V115H255ZM259 114V113H258ZM16 115V116H15ZM37 115V116H36ZM39 115V116H38ZM56 115V116H55ZM64 115V116H63ZM131 115V116H130ZM170 115V116H169ZM246 116V118H245V116ZM249 115V116H248ZM4 116V117H3ZM41 116V117H40ZM52 116H54V117H52ZM94 116V117H93ZM96 116V117H95ZM124 116V117H123ZM199 116H201V117H199ZM43 117H44V119H43ZM61 117V118H60ZM73 117V118H72ZM87 117V118H86ZM90 117V118H89ZM197 117V118H196ZM199 117V118H198ZM241 117H242V119H241ZM254 117V118H253ZM16 118V119H15ZM47 118H48V120H47ZM51 118V119H50ZM53 118V119H52ZM68 118V119H67ZM238 118V119H237ZM250 118H252V120L250 119ZM5 119V120H4ZM25 119V120H24ZM41 119V120H40ZM44 120V124H43V120ZM61 119V120H60ZM71 119V120H70ZM89 119V120H88ZM123 119V120H122ZM130 119V120H129ZM247 119H248V121H247ZM22 120V121H21ZM31 120V121H30ZM40 120V121H39ZM63 120V121H62ZM128 120V121H127ZM171 120V121H170ZM173 120V121H172ZM20 121H21V123H20ZM30 121V122H29ZM39 121V122H38ZM46 121V122H45ZM49 121V122H48ZM67 121V122H66ZM99 121V122H98ZM242 121V122H241ZM245 123H244V122ZM28 122V123H27ZM74 122V123H73ZM94 122H96V123H94ZM247 122V123H246ZM4 125H3V124ZM23 123H24V125H23ZM46 123V124H45ZM51 123V124H50ZM70 123V124H69ZM107 123V124H106ZM155 123H157V124H155ZM248 123H250V124H248ZM7 124V125H6ZM42 124V125H41ZM55 126H54V125ZM57 124V125H56ZM63 124V125H62ZM73 124V125H72ZM76 124V125H75ZM88 124H89V126H88ZM94 124V125H93ZM19 125V126H18ZM26 125V126H25ZM28 125V126H27ZM43 125H45V126H43ZM65 125V126H64ZM109 125V126H108ZM246 125H248L247 127H246ZM3 126V127H2ZM6 128H5V127ZM10 126V127H9ZM31 126V127H30ZM98 126V127H97ZM146 126V127H145ZM8 127V128H7ZM21 127V128H20ZM23 127V128H22ZM27 129H26V128ZM49 127V128H48ZM53 127V128H52ZM58 127L60 128V129H58ZM72 127H74V128H72ZM90 127H92V128H90ZM94 127V128H93ZM97 127V128H96ZM145 127V128H144ZM239 127V128H238ZM246 127V128H245ZM10 128V129H9ZM12 128V129H11ZM28 128H29V130H28ZM41 128H42V130H41ZM51 128V129H50ZM109 128V129H108ZM240 128H242L241 130H240ZM8 129V130H7ZM47 129H50V131L49 130H47ZM68 129H69V131H70V129L72 130V131H70V132H68L67 133V131H68ZM74 129V130H73ZM2 130V131H1ZM14 130V131H13ZM15 130H17L16 132H15ZM21 130V131H20ZM37 130V131H36ZM40 130V131H39ZM63 131V133L64 134H62V133H60V134H56V133H54V132H51V131ZM85 130V131H84ZM96 130V131H95ZM98 130H100V131H98ZM114 132H113V131ZM8 131H9V133H8ZM12 131V132H11ZM19 131V132H18ZM28 131H29V134H28ZM44 131V132H43ZM50 132V134L49 133H47V132ZM82 131V132H81ZM89 131V132H88ZM106 131V132H105ZM117 131V132H116ZM138 131V132H137ZM140 131V132H139ZM248 131V130H247ZM20 132H22V133H24L22 136H21V133ZM27 132V133H26ZM37 132V133H36ZM38 132H39V135H40V132H41V135H43V133H47V134H44L43 135V137L44 138H47V140H45V142H46V145L48 146H45V147H43L44 149V156L46 155V157H44V159H45V162H50V164L49 163H47L48 165L46 166L48 169H46L45 171H47L48 172V174H47V172H45L44 170H41V172H37L36 174H35V172L32 174V175H29V176H27V177H29V178H27V177H23V178H25V179H23L24 180V182L23 181H21L22 180V178H20V179H18L17 180V182L16 181H12V174H11V172L13 171V169L16 167V165H18V166H21V165H23V164H25V166L23 165V166H21V168H23V170L24 169H26L27 167H29V165H28V159L29 158H31L33 155V151H34V147H32L31 148V144L30 145H28L30 142H31V140L33 139L32 137H34V135H36V134H38ZM43 132V133H42ZM73 134H72V133ZM96 132V133H95ZM111 132V133H110ZM234 132V133H233ZM240 132V133H239ZM11 133H13V134H15L16 136V139H14L15 137H14V135L12 134L11 135V137H13V138H8V135L10 136V134ZM16 133H18V134H16ZM36 133V134H35ZM58 133V132H57ZM80 133V134H79ZM88 133H89V135H88ZM93 133V134H92ZM107 133V134H106ZM109 133V134H108ZM241 133H243V134H241ZM20 134V136L18 137V135ZM49 134V135H48ZM53 134V135H52ZM95 134V135H94ZM105 134V135H104ZM111 134V135H110ZM118 134V135H117ZM131 134V135H130ZM133 134V135H132ZM3 135V136H2ZM4 135H5V137H4ZM32 135V136H31ZM46 135V136H45ZM52 135V136H51ZM68 135H70V136H68ZM72 135V136H71ZM74 135V136H73ZM81 135V136H80ZM90 135H92V136H90ZM112 135H114L113 137H112ZM242 135V136H241ZM2 136V137H1ZM48 136V137H47ZM51 136V137H50ZM56 136V137H55ZM65 136V137H64ZM79 136V137H78ZM94 136V137H93ZM96 136V137H95ZM102 136V137H101ZM117 136V137H116ZM129 136V137H128ZM230 136V137H229ZM241 136V137H240ZM4 137V138H3ZM6 137L8 138L7 140H6ZM26 137V138H25ZM27 137H29L28 139H27ZM42 137V138H43ZM71 137V138H70ZM81 137V138H80ZM83 137H85L84 139H83ZM112 137V138H111ZM132 137V138H131ZM244 137H246V138H244ZM19 140H18V139ZM66 138V139H65ZM73 138H74V140H73ZM99 138V139H98ZM135 138V139H134ZM232 138V139H231ZM249 138V139H248ZM29 139H31V140H29ZM51 139V140H50ZM58 139V141H56ZM98 139V140H97ZM224 139V140H223ZM226 139V140H225ZM234 139V140H233ZM3 140H4V142H3ZM10 142H9V141ZM25 140V141H24ZM42 140H44V139H42ZM56 141V143H55V141ZM66 140H67V143H66ZM80 141V143H79V141ZM84 140V141H83ZM90 140V141H89ZM92 140H93V142H92ZM95 140V141H94ZM125 140V141H124ZM132 142V144H131V142ZM228 140V141H227ZM238 140V141H237ZM13 141V142H12ZM15 141V142H14ZM19 141V142H18ZM52 141H54V142H52ZM97 141V142H96ZM105 141V142H104ZM128 141V142H127ZM225 141H227L226 143H225ZM26 142V143H25ZM45 142L43 141V144H45ZM61 142V143H60ZM66 143V144H64V143ZM74 142V143H73ZM119 142V143H118ZM126 142V143H125ZM208 142V143H207ZM214 142V143H213ZM234 142H235V144H236V146H234L235 144H234ZM3 143H4V145H3ZM13 143V144H12ZM16 143V144H15ZM18 143V144H17ZM53 143V144H52ZM64 145H63V144ZM70 143V144H69ZM79 143V144H78ZM88 143V144H87ZM217 145H216V144ZM7 144V145H6ZM12 145V146H10V145ZM22 144V145H21ZM51 144V145H50ZM59 146H58V145ZM61 144L63 145V146H61ZM85 144V145H84ZM90 144V145H89ZM118 144V146H116ZM120 144V145H119ZM127 144L129 145V146H127ZM135 146H134V145ZM208 144H209V146H208ZM215 146H214V145ZM231 146H230V145ZM15 147H14V146ZM55 145H56V147H55ZM127 147H125V146ZM131 145H132V148H130L131 147ZM224 145V146H223ZM239 145V146H238ZM6 146H7V148H6ZM24 146H27V147H24ZM50 146V147H49ZM67 146V147H66ZM122 146V147H121ZM134 146V147H133ZM208 148H207V147ZM227 146V147H226ZM250 146V147H249ZM8 147H11L10 148V150H9V148ZM12 147H14L15 149H13ZM63 147V148H62ZM65 147V148H64ZM116 147H118V148H116ZM120 147V148H119ZM124 147V148H123ZM232 147V148H231ZM4 148V149H3ZM54 148V149H53ZM112 148V149H111ZM116 148V149H115ZM124 150H123V149ZM125 148H126V151L127 152H125ZM135 148V151L133 150ZM178 148V149H177ZM206 148H207V150H206ZM215 148H217V150H214ZM220 148V149H219ZM12 149V150H11ZM16 149H17V151H16ZM22 149V150H21ZM27 151H26V150ZM60 149V150H59ZM67 149V150H66ZM109 149H111L110 151H108ZM117 149H119V150H117ZM130 149V150H129ZM202 149V150H201ZM228 149V150H227ZM239 149V150H238ZM6 150V151H5ZM8 150V151H7ZM19 150V151H18ZM31 150H33V151H31ZM48 150H49V152H48ZM56 150V151H55ZM112 150H114V152L112 151ZM178 150V151H177ZM179 150H180V152H179ZM193 150H195L194 152H195V154H192V153H194L193 152ZM200 150V151H199ZM221 150V151H220ZM226 150V151H225ZM24 153H23V152ZM31 151V152H30ZM130 151H131V155H133V156H131L130 155ZM175 151H177V152H175ZM190 151H192V152H190ZM196 151L198 152L197 154H196ZM204 151H206V152H210L209 154H211V152H212V154L211 155H208L207 153H205ZM218 154H216L215 152ZM224 151V152H223ZM239 151V152H238ZM11 152V153H10ZM19 154H18V153ZM27 152V153H26ZM29 152V153H28ZM66 152V153H65ZM123 152H125L124 154H122ZM133 152V153H132ZM171 154V157H170V159L168 158L170 155H169V153ZM187 152H189V154H186ZM199 152H200V154H199ZM205 154H204V153ZM219 152V153H218ZM223 152V153H222ZM230 152V153H229ZM10 153V154H9ZM34 153H36V151H34ZM108 153V154H107ZM174 153V156L172 155ZM176 153H178L177 154V156H176V158H175V160L177 159V161H175L174 160V157H175V155H176ZM183 153V154H182ZM191 153V154H190ZM201 153H203V156H202V154ZM215 153V155H213ZM240 153V154H239ZM9 154V155H8ZM25 154H26V158L24 157L25 156ZM31 154V156H29V155ZM136 154V155H135ZM181 154H182V156H181ZM187 155L186 157H185V155ZM200 156H199V155ZM230 154V155H229ZM13 155H16V156H13ZM20 155V156H19ZM22 155V156H21ZM28 155V156H27ZM110 155L108 156V160L107 161H110V158H112V157H110ZM123 155V156H122ZM167 155H169V156H167ZM184 155V156H183ZM190 155H192V157L190 156ZM197 156V157H195V159L197 158L198 160L197 161H200L201 160V162H203L202 163V165L204 166V168L202 167V165H201V167H199L198 168V166H200V164L201 163H199L198 162V166L196 165V160L194 161V157L193 156ZM206 155L208 156V157H206ZM214 156V158L216 159V157L215 156H217L218 158L216 159V161H214L215 159H213V157H210V156ZM222 155V156H221ZM228 157H227V156ZM4 156V157H3ZM18 156V157H17ZM35 156H36V154H34V156H33V158H35ZM49 156V157H48ZM54 156L55 157H57V158H54ZM122 156V157H121ZM156 156V158H154ZM180 156V159L178 158ZM190 156V157H189ZM226 156V157H225ZM238 156V157H237ZM15 157H17V158H15ZM29 157V158H28ZM48 157V158H47ZM52 158V160L50 159V161H49V158ZM128 157H125V158H128ZM182 157V158H181ZM209 157H210V159H209ZM8 158H9V160H8ZM19 158V159H18ZM33 158H31V159H33ZM59 158V159H58ZM101 158V159H102ZM171 158L173 159V160H171ZM184 158V159H183ZM189 158H190V160H189ZM229 158V159H228ZM46 159H47V161H46ZM66 159V158H65ZM102 159V160H103ZM158 159V161H156V160ZM167 159V160H166ZM178 159H179V162H178ZM184 160V161H180V160ZM191 159H193V160H191ZM204 159V160H203ZM206 159V160H205ZM212 159V160H211ZM222 159H223V161H222ZM15 160V161H14ZM17 160H19V161H17ZM106 160V159H105ZM154 160H155V162H154ZM167 161V162H163V161ZM170 162H169V161ZM203 160V161H202ZM209 160H211V161H213V162H210ZM218 160V161H217ZM221 160V161H220ZM229 160V161H228ZM233 160V161H232ZM14 161V162H13ZM122 162H123V160H121ZM121 161H119V164H120V162ZM188 161V162H187ZM192 161V162H191ZM208 161V162H207ZM220 161V162H219ZM227 161V162H226ZM5 162H9V163H6L5 164ZM12 162V163H11ZM103 162H104V160H103ZM111 162V161H110ZM121 162V163H122ZM160 162V164L163 166H161L160 164L158 165V163ZM169 162V163H168ZM171 162H173V164L171 163ZM176 162V163H175ZM177 162H178V165H179V167L177 166ZM184 162V164H182ZM191 162V163H190ZM205 162L207 163L206 164V166H205ZM231 162V163H230ZM4 163V164H3ZM15 163V164H14ZM21 163V164H20ZM167 163V164H166ZM187 163V165H185ZM188 163H190V164H192V165H188ZM208 163L210 164L209 165V167H211V168H209V167H207L208 166ZM212 163V164H211ZM3 164V165H2ZM9 164L11 165L10 167H9ZM13 164V165H12ZM27 164V165H26ZM140 164H142L141 166L143 167V168H145L147 165L146 164H143V162L142 163H140ZM156 164V165H155ZM166 164V165H165ZM177 166H175V165ZM182 164V165H181ZM195 164V165H194ZM214 164V165H213ZM236 164V165H235ZM8 165V167L9 168H7L6 166ZM123 165V164H122ZM146 165V166H145ZM151 165H154V167L153 166H151ZM158 165V166H157ZM167 166V167H170V166H172V167H170V169L169 168H167V167H165V166ZM181 165V166H180ZM3 166V167H2ZM5 166V167H4ZM14 168H13V167ZM17 166V167H18ZM124 166V165H123ZM151 166V167H150ZM156 166V167H155ZM184 168H183V167ZM188 168H190V172H193V173H195L196 175L194 176V174L193 173H191V175L189 174L190 172H187L188 170H187V167ZM137 167V168H136ZM135 168H136V171L140 168L139 167V164H137V166H136ZM157 167H162L163 169H164V167L165 168H167L165 171H163V169L161 168V169H158ZM174 167V168H173ZM183 169H182V168ZM196 167V168H195ZM207 167V168H206ZM142 168V169H143ZM147 168H148V166H147ZM171 168H173V171H172V169ZM194 168H195V171H194ZM206 168V169H205ZM5 169V170H4ZM6 169H7V171L8 170H12L11 172L10 171H8V175L6 174L7 173V171H6ZM28 169V168H27ZM51 169V170H50ZM151 169V170H152ZM176 169V171L177 170H179V171H177V174L179 173V175H176V172L174 173V170ZM3 170H4V172H3ZM107 170V171H106ZM183 170V171H182ZM186 170V172L187 173H185L184 171ZM192 170V171H191ZM198 170L200 171V174H199V172H198ZM53 173H52V172ZM92 171H94V170H92ZM96 171V170H95ZM168 171V172H167ZM46 174L44 177H43V175H44V173ZM50 172V173H49ZM108 172V173H107ZM110 172V173H109ZM126 172V175H125V178H124V176H123V174ZM169 172H173V174L172 173H169ZM197 172H198V175H197ZM3 173H5V174H3ZM104 173V174H103ZM122 173V174H121ZM128 173H130V174H132L133 176H135L134 178H133V176L132 175H130L129 174V179L126 177V176H128L127 174ZM133 173H135V174H133ZM182 173L184 174V175H186V177L184 178V175H182ZM36 175V176H33V175ZM50 174H52V178L51 177H47V175H50ZM59 174V175H58ZM116 174V175H115ZM172 174V175H171ZM176 175V178H177V176H178V178H177V180H179L180 182H181V180L180 179H182L183 181H182V183H180V182H178V181H175L176 179H175V175ZM189 174V175H188ZM3 175H5V176H3ZM10 176L9 178H10V180H9V178L7 177V176ZM39 175H41V176H39ZM53 175H55V176H53ZM85 177H84V176ZM104 175H106L107 177H105ZM109 175V176H108ZM182 175V176H181ZM201 175V176H200ZM33 178H32V177ZM51 176V175H50ZM59 176V177H58ZM110 176L112 177V181H111V178H110ZM117 176H119L120 177V180H119V177H117ZM121 176H123L122 178L123 179H126V180H123L122 178H121ZM132 176V177H131ZM174 176V177H173ZM191 177V179H189L190 177ZM197 176H198V178H197ZM4 177H6L7 178V180H6V178H4ZM35 177V178H34ZM40 179H39V178ZM56 177V178H55ZM110 179H109V178ZM169 177H172V178H169ZM181 177V178H180ZM38 180H40V181H37V179ZM42 178L44 179V180H42ZM57 178H59V180L57 179ZM66 178V177H65ZM64 178V179H65ZM84 178V179H83ZM87 180H86V179ZM115 178V179H114ZM116 178H118V179H116ZM132 178V179H131ZM192 178H193V180H192ZM198 179V180H195V179ZM224 179V180H221V179ZM26 179H28V180H26ZM30 179V180H29ZM36 179V180H35ZM48 181H47V180ZM52 179V180H51ZM63 179V180H64ZM80 179V180H79ZM81 179H83V184H85V185H82V182L80 183V182H78V181H81ZM110 181H109V180ZM174 179V180H173ZM200 179V180H199ZM220 179V180H219ZM228 179V180H227ZM231 179V181H229ZM53 181L54 180V182H51V181ZM57 180L60 182H58L57 183ZM88 181L87 183H90L89 185H88V187L86 186L87 185V183H86V181ZM102 180H105V181H103L104 183L102 184V182L101 181ZM116 180V181H115ZM118 180H119V182H126V183H119L118 182ZM129 180V181H128ZM202 180V181H201ZM204 180V181H203ZM235 180H236V183H235ZM261 180V181H260ZM2 181V182H1ZM8 181H9V183H8ZM34 181V182H33ZM42 181V182H41ZM100 181V182H99ZM108 181L110 182V184L108 183ZM132 181V182H131ZM192 181V182H191ZM199 183H198V182ZM205 181L207 182L206 184H211V185H205ZM220 181H221V183L223 184V185H221V183H220ZM226 181V182H225ZM228 181V182H227ZM238 181V182H237ZM250 181V182H249ZM4 182V183H3ZM10 182H12V184H10ZM19 182H23L22 184L21 183H19ZM26 182V183H25ZM28 182V183H27ZM31 182H33V183H31ZM38 182V183H37ZM46 182V183H45ZM48 182V183H47ZM50 182L51 183H53V184H50ZM63 182V183H62ZM72 182V183H71ZM95 182H97L96 184H93V183H95ZM98 182H99V184H98ZM105 182H106V184H105ZM113 182H115V183H113ZM129 182V183H128ZM172 182H173V184H172ZM183 182H185V183H183ZM186 182H189V183H186ZM195 182V183H194ZM201 182V183H200ZM231 182V183H230ZM234 182V183H233ZM2 183V184H1ZM7 183V184H6ZM21 185V187H20V185ZM24 183H25V186H27V188L24 186ZM37 183V184H36ZM62 183V184H61ZM73 184V185H71V184ZM91 183H92V185H91ZM110 185H108V184ZM121 184V186L119 185L118 187L116 186V185H118V184ZM157 183V184H156ZM197 183H198V185H197ZM204 183V184H203ZM220 183V184H219ZM225 183H226V185H228V186H226L225 185ZM227 183H229L230 184V186H229V184H227ZM253 185H252V184ZM255 183V184H254ZM259 183H261V185L259 184ZM3 184H5V186L3 185ZM8 184H10V186L8 185ZM13 184H14V187H13ZM15 184H17V186L15 185ZM45 184V185H44ZM59 186H58V185ZM66 186H65V185ZM98 184V185H97ZM115 184V185H114ZM175 184V185H174ZM177 184V185H176ZM182 184L184 185V186H182ZM189 184V185H188ZM194 184H196V185H194ZM213 184V185H212ZM216 184V185H215ZM233 184H236L235 185V187H234V185ZM259 184V185H258ZM32 185V186H31ZM38 185H40L41 186V188H40V192L42 193H40L39 191H36V188L38 187ZM52 185H53V187H52ZM56 186V188H57V186H58V188L56 189L55 188V186ZM61 185H63V186H65V187H62ZM105 185H106V187H108V188H105ZM115 186L114 187V189H113V186ZM130 185V186H129ZM157 185V186H156ZM199 185H201V186H203V185H205V187L203 186V187H201V189H200V187H199ZM220 185V186H225V187H229L230 189L231 188H236L237 190H235L234 188L233 189H229V190H226V192L227 191H229V192H231V193H226L227 195L226 196H224V201H228L226 204L227 205H225V206H222V205H224L225 203H224V201L221 199V197H220V194L219 193H221L219 190V192L218 191H216L217 189H219L218 188V186ZM233 185V186H232ZM238 185H239V187H238ZM11 186H12V188H16V189H14L15 191H12L13 192V194H9V193H7L8 192V190H6V189H8L9 188V191H11V190H13L12 188H11ZM24 186V187H23ZM34 186V187H33ZM37 186V187H36ZM61 186V187H60ZM69 186H70V188H71V186L73 187V188H69ZM90 186H91V190H90ZM94 186V187H93ZM96 186V187H95ZM99 186V187H98ZM100 186H102L101 187V189H102V192H101V189H100ZM103 186H104V190H103ZM124 186H126V187H124ZM154 186H152V187H154ZM164 186H165V188H167V189H164ZM179 186H181V188H179ZM189 186V187H188ZM210 186V187H209ZM212 186H213V188H212ZM215 186V187H214ZM242 186H243V189H244V191H243V189L241 190V188H242ZM254 186H255V188H254ZM3 189H2V188ZM6 187V188H5ZM8 187V188H7ZM19 187V188H18ZM44 189H43V188ZM51 187L53 188V189H55L54 191H55V194L53 193V190L51 189ZM68 187V188H67ZM83 187H84V190H83ZM112 187V188H111ZM117 187V188H116ZM122 187V188H121ZM154 187V188H155ZM158 187V188H157ZM162 187H163V190H162ZM174 187V188H173ZM185 187V188H184ZM193 187V188H192ZM195 187V188H194ZM198 187V188H197ZM246 187H248V188H246ZM251 189H250V188ZM257 187H258V189H257ZM261 187H263V188H261ZM21 188H22V190H24V191H22L21 190ZM25 188H26V190L29 188L30 189V191H29V189H28V193H26V190H25ZM47 188V189H46ZM64 188L65 189H67V191L66 190H64ZM74 188H77L78 190H76V189H74ZM86 188H88V189H86ZM119 188H121V189H119ZM124 188V189H123ZM127 188V189H126ZM177 188H179V189H177ZM192 188V189H191ZM202 188H203V192L205 191L204 189H206V194H204L203 192H202ZM208 188V189H207ZM210 188H211V190H210ZM226 188V189H227ZM11 189V190H10ZM20 189V190H19ZM33 189V190H32ZM49 190L48 192H43V190ZM60 190V192H59V190ZM69 189V190H68ZM94 189V190H93ZM95 189H96V191H95ZM106 189V190H105ZM112 189V191H109V190H111ZM117 189V191H115ZM119 189V190H118ZM123 189V191L125 192H123V191H121ZM168 189H170V192H169V190ZM171 189H174V191L175 192H173ZM177 189V190H176ZM183 189V190H182ZM186 191H189L188 192V194H187V192H185V190ZM199 189V190H198ZM213 189V190H212ZM214 189H216L215 191H214ZM239 189V190H238ZM247 189H249V190H247ZM252 189H256V190H253L252 191ZM262 189H263V191H262ZM16 190L18 191V192H16ZM34 190H35V192H34ZM45 190V191H46ZM58 190V191H57ZM64 190V193H62V191ZM82 190V191H81ZM86 190H88V192L86 191ZM95 192H93V191ZM126 190V191H125ZM156 190H158V193H157V191ZM166 190V191H165ZM179 190V191H178ZM193 190V191H192ZM196 190H198V191H196ZM208 190V191H207ZM251 190V191H250ZM7 191V192H6ZM53 193V195H52V193ZM69 191H71V192H69ZM72 191H73V194H71L72 193ZM80 191V192H79ZM84 191H85V194H86V192H87V194H86V196H85V194L83 195V196H80L82 193H84ZM103 191H105V193L106 194H108L109 193V195H106ZM109 191V192H108ZM117 192V193H113V192ZM123 192V194L124 195H122L120 192ZM178 191V192H177ZM199 191H201V192H199ZM210 191V192H209ZM212 191V192H211ZM238 192V194L236 193V192ZM241 193H240V192ZM5 192V193H4ZM15 192V193H14ZM37 192V193H36ZM51 194H50V193ZM57 192V193H56ZM59 192V193H58ZM75 192V193H74ZM76 192H78V193H81V194H78V193H76ZM90 192V193H89ZM92 192V193H91ZM96 192H97V194H96ZM108 192V193H107ZM110 192H112V193H110ZM168 192V193H167ZM171 192H173L175 195H173V197L172 196H169L168 194L169 193H171ZM179 192H180V194H179ZM196 193V194H194V193ZM233 192H234V194H237V195H235V197L237 196V198L239 197L238 195L240 194V196H241V194L243 195L242 197H239V199L241 200V201H239V199H234L233 200V198H234V196H229V194H231V195H233ZM244 192V193H243ZM38 193H40L41 195H39ZM104 193V194H103ZM120 193V194H119ZM198 193L199 194H201V195H198ZM211 193H215L214 195L213 194H211ZM33 194V195H32ZM34 194H35V196H34ZM58 194H59V196H58ZM71 194V195H70ZM74 194H77V195H79V197L76 195H74ZM99 194L102 196V194H103V198L101 197V196H99ZM110 194H111V196H110ZM113 194H114V196L115 197H119V195H120V197H119V199H117V198H115V199H117V200H114L113 198H114V196H113ZM119 194V195H118ZM178 194V196L180 195V196H182L181 194H183V196L180 198V196L178 197V196H176ZM186 195V197L187 198H189L188 200H187V198L185 197V195ZM209 194V195H208ZM210 194H211V196H212V198L214 199H209V198H211V197H209L210 196ZM218 194V195H217ZM9 195H10V197H9ZM30 195V196H29ZM36 195L38 196H40V198H41V196L42 195H47V196H45L43 199H44V203H43V201H42V199H41V201H42V207H43V205H46V206H44L43 208L40 206V203L41 202H38L37 201V199L39 198V197H36ZM50 197H49V196ZM91 195H93V196H95L94 198L92 197L91 199H94L93 201L90 199V196ZM169 197H168V196ZM190 195V196H189ZM191 195H193V196H191ZM195 195V196H194ZM197 195V196H196ZM28 196H29V198L32 200V201H30L29 200V198H28ZM73 196V197H72ZM87 196H89V198L87 197ZM97 196H98V198H97ZM113 196V197H112ZM123 196H124V199H123ZM137 196V195H136ZM175 196V197H174ZM218 196V197H217ZM32 197V198H31ZM43 197V196H42ZM53 197V199H51ZM54 197L56 198V200L54 199ZM71 197H72V199H71ZM80 199L79 201H77L76 199ZM88 199H87V198ZM100 197L102 198V199H100ZM107 198V200H106V198ZM177 197V198H176ZM183 197H185V198H183ZM193 197H195V199H193ZM196 197H197V199H196ZM198 197H200V198H198ZM208 197V198H207ZM219 197H220V199L222 200V203L220 202V203H217L219 200ZM231 197V198H230ZM9 198V199H8ZM11 198H13V197H11ZM35 198H36V200H35ZM48 198H49V200H48ZM73 198H74V201L76 200V202H78V203H74V201H73ZM84 199V201H85V199H86V205H85V202L84 201H82L83 199ZM96 198V199H95ZM109 198V199H108ZM113 199L114 201H116V202H114L113 200H111V199ZM131 198V197H130ZM172 198H174V199H172ZM183 198V199H182ZM217 198V199H216ZM228 198H229V200H228ZM245 198V199H244ZM247 198V199H246ZM53 200V201H51V200ZM98 199V200H97ZM103 199H105L106 201H109L110 203V206H111V209L112 208H114V210H115V212L113 211V210H111L109 207V204H106V202H104L105 200H103ZM121 199V200H120ZM127 199V200H126ZM136 199L137 198H135V194H134V192H133V196H132V201H130L131 203L132 202H135L136 201ZM141 199V198H140ZM139 199V200H140ZM177 199V200H176ZM179 199V200H178ZM193 200V202L192 201H190V200ZM199 199V200H198ZM231 199V200H230ZM242 199H244V200H242ZM45 200H47V201H45ZM54 200H55V202H54ZM72 200V201H71ZM102 200V201H101ZM118 200H120V203H123V205L121 206V207H123V208H121L118 204H115V203H118L119 201ZM138 200V199H137ZM138 200V201H139ZM172 200H176V201H178V202H176V201H172ZM196 200V202L194 203V201ZM204 200V201H203ZM206 200V201H205ZM210 202H209V201ZM238 200V201H237ZM249 202H248V201ZM89 201V202H88ZM90 201H91V203H90ZM112 201V202H111ZM125 201H127V202H125ZM180 201H182V202H180ZM184 201H186V202H184ZM188 201V202H187ZM198 201H200L199 203H198ZM203 201V202H202ZM208 201V202H207ZM214 202L213 203V205H211V203L212 202ZM215 201H216V203H217V205L215 204ZM232 201V202H231ZM234 201V202H233ZM236 201V202H235ZM24 202H26V203H24ZM32 202H33V204H32ZM51 202L53 203V204H51ZM73 202V203H72ZM92 202H93V204H95V209H96V211L93 209L92 210V208H94L93 207V205L91 206V204H92ZM98 202V203H97ZM104 204H103V203ZM125 202V203H124ZM244 202V203H243ZM12 203V204H11ZM22 203H24L25 205H28V206H23L22 205ZM38 203V204H37ZM48 204V206L50 207L51 205L53 206L52 208L54 209V208H56V209H52L51 207L50 208H48V209H45V208H47V204ZM49 203L51 204V205H49ZM84 203V206L82 205ZM87 203H89L90 205H89V207L87 206L88 204ZM108 203V202H107ZM114 205H113V204ZM138 203V202H137ZM136 202L134 203V204H137ZM147 203V202H146ZM171 203H173V204H171ZM185 204V206L184 205H182V204ZM190 203V204H189ZM191 203H193V204H191ZM201 203H202V205H201ZM204 203V204H203ZM228 203L230 204V205H233V207L232 208H230V206H229V208L227 207L228 206ZM233 203H235V204H233ZM237 203V204H236ZM240 203H242L241 205H240ZM250 203H252V202H250ZM262 205H261V204ZM57 204V205H56ZM76 206H75V205ZM78 204H80L79 206H77ZM105 204H106V206L107 207H105ZM124 204H126V205H124ZM133 204V203H132ZM176 206H175V205ZM197 206H196V205ZM199 204V205H198ZM207 204H210V205H207ZM220 204H222L221 206H219ZM258 204V205H257ZM35 205H38V206H35ZM82 205V206H81ZM96 205H97V208L99 209V212L101 213H99L98 212V209L96 208ZM118 205V206H117ZM131 205V204H130ZM172 205H173V207H172ZM186 205H190V206H192V207H188V206H186ZM205 206V207H207L208 206V208L209 209H206V208H204V207H201V206ZM217 207H216V206ZM261 205V206H260ZM21 206V207H20ZM68 206H70V207H68ZM73 206H75V207H73ZM99 206V207H98ZM114 206H116V208L114 207ZM126 206V207H125ZM178 206V207H177ZM180 206H183V207H181L180 208ZM195 206V207H194ZM199 206V207H198ZM211 208H210V207ZM241 206V207H240ZM256 206V207H255ZM24 207V208H23ZM28 207V208H27ZM29 207H31V208H29ZM37 207V208H36ZM38 207H40V208H38ZM57 207H58V210H57ZM79 207V208H78ZM84 207H86V208H84ZM172 209H171V208ZM186 207V208H185ZM187 207H188V211H189V209H191V211L190 212H188L187 211ZM194 207V208H193ZM198 207V208H197ZM214 207H215V210H214ZM218 207H219V209H218ZM223 207H225L224 209H225V211L223 212V211H221V210H224V209H222ZM239 207V208H238ZM254 207L256 208V209H254ZM259 207V208H258ZM41 208H42V211H41ZM61 208V209H60ZM62 208H63V210H62ZM65 208V209H64ZM74 210H73V209ZM78 208V209H77ZM84 208V209H83ZM90 208V210H88ZM104 208V209H103ZM119 208V209H118ZM121 208V209H120ZM126 208V209H125ZM168 208V209H167ZM178 208V209H177ZM179 208H180V210H179ZM196 208V209H195ZM201 208H203V209H201ZM242 208V209H241ZM260 208H262L260 211H263V212H261V213H257L256 211H258V209H260ZM36 209H39V211L37 212L36 211ZM52 210V211H48V210ZM68 209V210H67ZM76 209V210H75ZM106 209H107V211H106ZM116 209H118V210H116ZM123 209V211H121ZM147 209V210H146ZM150 209H152L150 206H146L145 207V209H143L142 210V212H144L146 215H147V217L148 216H150V218H151V222H149V221H147V224H146V222H145V226L147 227H145L146 229H147V231H149L150 230V238H152L151 237V235H156V233H155V229H154V223H155V221L153 220V218L154 217H151V214H153V216L155 215V212H152ZM171 209V210H170ZM185 209V210H184ZM193 209V210H192ZM197 209H201L200 210V215L198 216V214H199V212H197ZM205 209H206V211H205ZM217 209L219 210V211H217ZM240 209V210H239ZM249 210V211H247V210ZM250 209H253V210H250ZM33 210H34V212H33ZM57 210V214L55 215V211ZM79 210H80V212H79ZM85 210V211H84ZM91 210H92V213H90L91 212ZM102 210V211H101ZM111 212V211H113V212H109V211ZM119 210L121 211V212H119ZM170 210V211H169ZM184 212H182V211ZM195 210V211H194ZM207 210H208V212H207ZM209 210H211V213L209 212ZM230 212H229V211ZM234 210V211H233ZM237 210H238V214H237ZM247 212H246V211ZM37 212V214H36V212ZM68 211V212H67ZM74 212V214H73V212ZM94 211V212H93ZM104 211L106 212V214L104 215ZM117 211V212H116ZM179 211V212H178ZM199 211V210H198ZM204 211V212H203ZM217 211V212H216ZM226 211H227V213H226ZM241 211V212H240ZM244 211L246 212V214H244ZM250 211H252L253 212V215L251 216V213L252 212H250ZM259 211V212H260ZM10 214H9V213ZM12 212V213H11ZM53 213V214H51V213ZM63 214H61V213ZM70 212H72V213H70ZM75 212H77V213H79V214H76ZM95 212H96V215H95ZM97 212L99 213V214H97ZM103 212V213H102ZM119 212V213H118ZM152 212V213H151ZM178 212V213H177ZM187 212H188V214H187ZM195 212V213H194ZM202 212H203V214L205 215H202ZM212 212H213V214H212ZM223 212V213H222ZM249 212H250V214H249ZM5 214L4 216L2 215V214ZM17 213V214H16ZM27 213H29V214H27ZM39 213H41L40 215H38ZM45 213H47V214H45ZM61 215H60V214ZM65 213V214H64ZM94 213V214H93ZM107 213H108V215H107ZM114 213V214H113ZM117 213V214H116ZM177 213V214H176ZM182 213V214H181ZM194 214V215H192V214ZM197 213V214H196ZM206 213V214H205ZM237 214V215H235L234 216V214ZM240 213V214H239ZM241 213H243V215L241 214ZM255 213V214H254ZM257 213V214H256ZM25 214L26 215H28L27 216V218H26V220H25ZM31 214H33L32 216H31ZM42 214H44V215H42ZM49 214V215H48ZM51 214V215H50ZM59 214V216H57ZM71 214H72V216H71ZM88 214V215H87ZM129 214V213H128ZM157 214V213H156ZM176 214V215H175ZM181 215V218H183L184 219V217L186 218V219H181V218H179L180 217V215ZM186 214V215H185ZM210 214H212V215H210ZM230 214V215H229ZM234 216L233 218H232V215ZM259 214V215H258ZM14 215V216H13ZM16 215V216H15ZM19 215V216H18ZM35 215V216H34ZM46 215V216H45ZM76 217H74V216ZM80 217H79V216ZM86 215V216H85ZM91 215V216H90ZM95 216V218H94V216ZM102 215V216H101ZM145 215V216H146ZM158 215V214H157ZM156 215V216H157ZM175 215V216H174ZM182 215H184V216H182ZM202 215V216H201ZM208 215V216H207ZM241 215H242V218H241ZM250 215V216H249ZM256 215V216H255ZM262 216L261 218L259 217V216ZM25 216V217H24ZM38 216V217H37ZM61 216V217H60ZM93 216V217H92ZM99 216H101V217H99ZM103 216L105 217V216H107V217H105V218H103ZM155 216V218L154 219H156L157 217ZM167 216H171V217H168L167 218ZM179 216V217H178ZM190 218H189V217ZM245 216H246V218H247V220L246 221H243V220H245L246 218H245ZM7 217V218H6ZM13 217V218H12ZM23 218V220H25L24 221V223L22 222V219H20V218ZM32 217V219H35V218H33ZM41 217H43L44 219H42ZM48 217V218H47ZM63 217V218H62ZM69 217L71 218L70 220H69ZM72 217H74V220H73V218ZM96 217H97V219H96ZM172 217H173V220H172ZM176 217H178V218H176ZM208 217H210V218H208ZM212 217V218H211ZM249 217V218H248ZM250 217H253V218H250ZM2 218V219H1ZM10 218V219H9ZM17 218V219H16ZM19 218V219H18ZM47 218V219H46ZM52 218H54V217H52ZM91 220H90V219ZM100 219V222H99V219ZM171 218V219H170ZM214 218V219H213ZM234 218H236L238 221H234L235 219ZM239 218H241V219H239ZM254 218H257V220L254 222L255 223V225L254 224H249L247 221H248V219H254ZM258 218H260V219H258ZM6 219H8V221L6 220ZM54 219H56V218H54ZM67 219V220H66ZM80 219H81V221H80ZM89 219V220H88ZM96 221H95V220ZM170 219V220H169ZM176 219H178V220H176ZM189 219V220H188ZM191 219H193V220H191ZM211 219H212V221L213 222H211ZM234 219V220H233ZM243 219V220H242ZM12 220H14V221H12ZM57 219L55 220V221H58ZM84 220V221H83ZM172 220V221H171ZM181 220V221H180ZM210 220V221H209ZM260 220H261V222H260ZM74 221V222H73ZM89 221H91V222H89ZM174 221V223H172ZM183 221H184V223H183ZM190 221V222H189ZM192 221V222H191ZM195 221V222H194ZM258 221V222H257ZM4 222V223H3ZM6 222H8V224L6 223ZM66 222V223H67ZM77 222H78V224H77ZM85 222H86V225H85ZM96 222V223H95ZM99 222V223H98ZM187 222H189V223H191L190 225H192V223H193V226H191V227H189L190 225L187 223ZM241 222V223H240ZM245 222V224L246 223H248V225H252L251 227L249 226L248 227V225L246 226H243L242 227V225H243V223ZM6 223V224H5ZM19 224L18 226H17V224ZM23 223V224H22ZM67 223V224H68ZM92 223V224H93ZM150 225H149V224ZM188 224V227L190 228V229H188V227H187V225L186 224ZM195 223V224H194ZM68 224V225H69ZM74 224H76V226L74 225ZM152 224V225H151ZM172 224V225H171ZM236 224V225H235ZM240 224H242V225H240ZM69 225V226H70ZM195 225V226H194ZM237 225H240L241 226V228H240V226L239 227H235V226H237ZM14 226V225H13ZM150 226V227H149ZM152 226V227H151ZM185 226H186V228H185ZM234 226V227H233ZM183 227V228H182ZM192 227H193V229H192ZM196 227V228H195ZM244 227H245V229H244ZM253 227H257V229H258V231H257V229H254ZM7 228V227H6ZM151 228V229H150ZM195 228V229H194ZM243 228V232L241 231V229ZM149 229V230H148ZM192 229V230H191ZM197 229V230H196ZM198 229L204 234V237H203V234H202V237H203V239H204V241H206L205 239L208 237V235H211V236H209V241L208 242H210V240H211V245L210 244H208V242L207 243H205L204 241H201L200 242V240H197L196 239V235L194 234V231H198ZM210 229V230H209ZM236 230L237 229V231H235L234 232V230ZM238 229H240L239 231H238ZM246 229H247V232H246ZM251 229H252V231H251ZM255 231H254V230ZM179 230H180V232L181 231H183V233H178L179 232ZM187 230V231H186ZM205 230L207 231L208 230V232H205ZM178 231V232H177ZM189 231V232H188ZM192 231H193V234L195 235V236H193V234H192ZM200 231H198V232H200ZM211 231V232H210ZM212 231H213V233L214 234H216V236H217V238H216V236L215 235H213V233H212ZM257 231V232H256ZM209 232H210V234H209ZM244 233V234H240V233ZM251 232H252V234H251ZM256 232V233H255ZM189 233V234H188ZM205 233H208V235L206 234V236H205ZM220 235H218V234ZM248 233H250V234H248ZM235 234V235H234ZM153 235V236H154ZM190 237H189V236ZM231 235V236H230ZM239 235V236H238ZM240 235H241V238H239L240 237ZM244 235V236H243ZM186 236V237H185ZM216 238V239H211V237L212 238H214V237ZM249 236V237H248ZM251 236V237H250ZM174 237V238H173ZM184 239H183V238ZM191 237H193V238H191ZM195 237V238H194ZM237 237V238H236ZM248 237V238H247ZM238 238H239V240H238ZM245 238H247L246 240L243 239ZM187 239V240H186ZM191 239V240H190ZM181 240V241H180ZM182 240H184V241H182ZM192 240L193 241H196V244H197V246H196V249L195 250H197V251H194L195 253L194 254H192V255H190L189 257V259L191 260H188V261H183L184 260V257H183V254L182 253H184L186 250H189L190 248L192 249V244H194L195 242H193V243H191L192 242ZM215 240V241H214ZM234 240V241H233ZM241 240H243L244 241V243H242L241 242ZM248 240V241H247ZM179 241V242H178ZM191 241V242H190ZM247 241V242H246ZM184 242V243H183ZM189 242V243H188ZM198 242H200V243H198ZM202 242L203 243H205L204 245H200V244H202ZM231 242V243H230ZM241 242V244H239V243ZM179 243V244H178ZM187 244V246L186 245H181V244ZM178 246H177V245ZM189 244V245H188ZM198 244H199V246H202V247H199L198 246ZM207 244H208V246H207ZM215 244V245H214ZM216 244H217V246H216ZM236 244V245H235ZM238 244V245H237ZM243 244V245H242ZM179 245L181 246V248L182 249H179L180 247H179ZM207 246V248H208V252L209 253H207V248H206V246ZM214 245V246H213ZM219 245V246H218ZM230 245V246H229ZM241 245V246H240ZM187 247L189 248V249H187ZM194 248H195V246H193ZM199 247V249H197ZM209 247H210V249H209ZM214 247V248H213ZM220 247V248H219ZM229 247V248H228ZM234 247H236L235 249H232V248H234ZM171 248H172V250H171ZM206 248V249H205ZM217 248V249H216ZM226 248V249H225ZM176 249V250H175ZM179 249V250H178ZM183 249H185V250H183ZM190 249V250H191ZM206 251H205V250ZM211 249H212V251H211ZM214 249H216V250H214ZM228 249V250H227ZM232 249V250H231ZM182 251V255L181 254H179L181 251ZM222 250V251H221ZM191 251H193V250H191ZM190 251V252H191ZM199 251V252H198ZM217 251H219V253L220 254H218L217 253ZM229 251V252H228ZM212 252V253H211ZM227 252V253H226ZM170 253H172V255L170 254ZM197 253H198V255H197ZM215 253V254H214ZM222 253H223V255H222ZM224 253L225 254H227V255H225L224 256ZM176 254V255H175ZM179 254V255H178ZM196 254V255H195ZM210 254V255H209ZM217 254V255H216ZM210 256L211 258H209V256L208 257H206V256ZM214 256V257H212V256ZM219 256H217V258L216 259H219L220 257ZM183 259H182V258ZM197 257V258H196ZM177 258V260H175ZM203 258H204V262H203ZM206 259H207V261H208V259H209V261L207 262L206 261ZM177 261L178 263H182V262H180V261ZM215 260V259H214ZM206 261V262H205ZM171 262V263H172ZM176 263V262H175Z\"/></svg>",
	"mask_w": 264,
	"mask_h": 264
},
{
	"label": "bare ground",
	"instance_id": "6f19581e",
	"mask_svg": "<svg viewBox=\"0 0 264 264\" xmlns=\"http://www.w3.org/2000/svg\"><path fill=\"white\" fill-rule=\"evenodd\" d=\"M5 1V0H4ZM7 1H9V0H7ZM7 1H5V2H7ZM26 1V0H25ZM83 1V0H82ZM92 1V0H91ZM94 1V0H93ZM129 1H132V0H129ZM167 1V0H166ZM200 1V0H199ZM240 1V0H239ZM4 2V3H5ZM10 2H11V0L9 1V4H10ZM20 2V1H19ZM18 2V3H19ZM38 2V1H37ZM45 2V1H44ZM43 2V3H44ZM49 2V1H48ZM70 2V1H69ZM78 2V1H77ZM87 2V1H86ZM102 2V1H101ZM146 2V1H145ZM158 2V1H157ZM197 2V1H196ZM4 3H3V0H0V16H1V8H2V6H4ZM15 3V5L16 4H18V3H16V0H12V2H11V4H14ZM23 3V2H22ZM26 3V2H25ZM29 3V2H28ZM52 3V2H51ZM71 3H73V2H71ZM88 3V2H87ZM91 3V2H90ZM96 3H97V1H96ZM134 3V2H133ZM164 3V2H163ZM170 3V2H169ZM177 3H178V1H177ZM8 4V3H7ZM7 4H5V5H7ZM8 4V5H9ZM36 4V3H35ZM48 4V3H47ZM50 4V3H49ZM84 4V3H83ZM130 4V3H129ZM138 4V3H137ZM145 4V3H144ZM165 4V3H164ZM163 4V5H164ZM168 4V3H167ZM173 4H175V3H173ZM23 5V4H22ZM32 5H34V4H32ZM51 5H53V4H51ZM76 5H78V4H76ZM82 5V4H81ZM88 5V4H87ZM86 5V6H87ZM92 5V4H91ZM126 5V4H125ZM142 5V4H141ZM140 5V6H141ZM158 5H159V3H158ZM162 5V6H163ZM261 5H263L264 6V0H241V2H240V4H239V7H238V9L240 8L241 9V11L242 10H244L245 11V13H244V15L246 14L247 16H249L248 18H250L251 20L249 21V23H247V22H245V21H242V22H240L239 24H238V26H235V25H237L236 24V22H235V20H234V18H237V17H235V16H232V18H230V19H228V22L230 23H232V22H234V26H230V31H231V29H232V33L230 32V31H228V32H230V33H227V34H221V35H223V36H215V34H214V37H216V39H214V41H213V43H211V41H208L207 39H208V37H207V39H206V34H204V31H205V29L203 28V26L204 27H208V25L209 26H211V27H214V29H215V27H216V25L218 24V22H217V24H215L214 23V18L213 19H207L206 20V22L208 23V25H207V23L205 22V24L203 25L202 23V25L200 26L199 24H198V26H196L195 25V29L193 28L192 29V34H193V36H192V40H188V41H186V43H182V45H184V47L182 46V50H183V52L181 53L182 55H180L181 57L180 58H177V57H175V55H176V51L174 50V48H170L169 50H168V48L166 49V51H165V49H164V51H161L163 54L161 55H159V56H162L163 57V59L162 58H160L161 60H156V64L154 63V62H152V60L150 61V59L148 58V56H147V58H143L142 60L141 59H138V60H140V61H137V60H135L134 59V61H133V59L131 58V57H129V53H125V55H124V59H126L127 61H133L134 63L131 65V67L134 69H131V70H133V71H135V75H137L138 77H141V76H146L147 77V79H148V81H146V80H144L145 82H148L149 83V86H148V88H152L153 89V91L155 92V93H159V92H161L166 86H167V88L169 87L168 85L169 84H171V82L169 83V81L171 80V78L172 77H175V80H177V82H179V81H181V80H183V78H190V79H193V80H198V82L200 81L201 83H205L206 82V79L208 78V76L210 77H212V75H213V78L212 79H214V77H215V81H216V84H217V86H215V88H213L212 86H214V84L213 85H211L212 83L210 82L209 84L211 85V87L213 88V92L214 93H216V95H217V93H221L222 91L226 94L225 96H227V98L225 99H223V100H227L226 101V104H227V102L229 101H233L234 100V103H235V99L237 100V98H238V96L239 97H251L250 95H249V91H251V84L253 83H255L254 81L257 79L256 77H258V79L259 78H261V77H263V75H264V52H262V47L260 46V41H264V14H262V16H256V17H251L250 15H248L249 14V10H252V11H255V10H258L259 8H261L260 6ZM10 6V5H9ZM19 6V5H18ZM26 6V5H25ZM24 6V7H25ZM85 6V5H84ZM99 6V5H98ZM103 6V5H102ZM135 6V5H134ZM146 6V5H145ZM165 6H166V4H165ZM172 6V5H171ZM177 6H179V5H177ZM196 6H197V4H196ZM195 6V7H196ZM205 6V5H204ZM11 7H13V6H11ZM17 7V6H16ZM23 7V6H22ZM29 7V6H28ZM32 7V6H31ZM76 7V6H75ZM132 7V6H131ZM136 7V6H135ZM173 7V6H172ZM182 7V6H181ZM6 8V7H5ZM37 8V7H36ZM44 8V7H43ZM45 8H46V6H45ZM81 8H83V7H81ZM168 8H169V6H168ZM171 8V7H170ZM175 8V7H174ZM200 8H201V6H200ZM13 9V8H12ZM19 9V8H18ZM25 9V8H24ZM27 9V8H26ZM90 9V8H89ZM98 9H99V7H98ZM120 9V8H119ZM134 9V8H133ZM156 9V8H155ZM175 9H177V7L175 8ZM175 9H172V11L173 12H176L175 11ZM178 9H179V7H178ZM239 9V10H240ZM44 10V9H43ZM118 10V9H117ZM202 10V9H201ZM6 11H7V9H6ZM22 11V10H21ZM26 11V10H25ZM74 11H75V9H74ZM158 11V10H157ZM195 11V10H194ZM2 12H3V10H2ZM38 12V11H37ZM177 12H179V11H177ZM183 12V11H182ZM6 13V12H5ZM26 13V12H25ZM41 13V12H40ZM72 13H73V11H72ZM9 14V13H8ZM44 14V13H43ZM60 14V13H59ZM68 14V13H67ZM71 14V13H70ZM80 14H82V13H80ZM83 14H84V12H83ZM92 14V13H91ZM107 14V13H106ZM40 15V14H39ZM42 15V14H41ZM63 15H64V13H63ZM96 15V14H95ZM103 15V14H102ZM174 15V14H173ZM190 15V14H189ZM200 15H201V13H200ZM206 15V14H205ZM2 16H4V15H2ZM6 16V15H5ZM8 16V15H7ZM20 16V15H19ZM43 16V15H42ZM80 16H82V15H80ZM105 16V15H104ZM202 16V15H201ZM200 16V17H201ZM246 16V17H247ZM11 17V16H10ZM16 17V16H15ZM84 17V16H83ZM90 17V16H89ZM99 17V16H98ZM127 17V16H126ZM171 17V16H170ZM173 17V16H172ZM180 17H181V15H180ZM234 17V18H233ZM238 17H239V15H238ZM3 18V17H2ZM5 18V17H4ZM35 18V17H34ZM60 18V17H59ZM58 18V19H59ZM70 18V17H69ZM79 18V17H78ZM103 18V17H102ZM105 18V17H104ZM174 18V17H173ZM178 18V17H177ZM188 18V17H187ZM210 18V17H209ZM13 19V18H12ZM18 19V18H17ZM21 19V18H20ZM32 19V18H31ZM53 19V18H52ZM62 19V18H61ZM89 19V18H88ZM88 19H86V20H88ZM95 19V18H94ZM175 19V18H174ZM179 19V18H178ZM183 19V18H182ZM239 19H240V17H239ZM3 20V19H2ZM5 20V19H4ZM44 20V19H43ZM51 20V19H50ZM62 20H65V19H62ZM72 20V19H71ZM128 20V19H127ZM194 20V19H193ZM192 20V21H193ZM204 20H205V18H204ZM241 20V19H240ZM55 21V20H54ZM61 21V20H60ZM75 21V20H74ZM79 21V20H78ZM78 21H76V22H78ZM89 21H91V20H89ZM196 21V19L193 21V23ZM201 21H202V19H201ZM1 22V21H0ZM8 22V21H7ZM39 22V21H38ZM47 22V21H46ZM73 22V21H72ZM80 22V21H79ZM84 22H85V20H84ZM88 22V21H87ZM96 22V21H95ZM99 22V21H98ZM104 22V21H103ZM123 22V21H122ZM129 22V21H128ZM187 22H189L188 20H187ZM197 22H198V19H197ZM204 22V21H203ZM222 22V21H221ZM2 23V22H1ZM15 23V22H14ZM67 23V22H66ZM83 23V22H82ZM89 23V22H88ZM100 23V22H99ZM102 23V22H101ZM170 23H171V21H170ZM177 23V22H176ZM176 23L174 24V25H176ZM220 23V22H219ZM228 23V24H229ZM11 24V23H10ZM13 24V23H12ZM17 24V23H16ZM20 24V23H19ZM31 24V23H30ZM49 24V23H48ZM56 24V23H55ZM84 24V23H83ZM186 24V23H185ZM188 24H190L191 25V23H188ZM15 25V24H14ZM60 25H61V23H60ZM64 25V24H63ZM130 25V24H129ZM171 25V24H170ZM173 25V27H174V31L173 32H175V26ZM183 25H184V23H183ZM215 25V26H214ZM221 25V24H220ZM11 26V25H10ZM37 26H38V24H37ZM52 26V25H51ZM59 26V25H58ZM65 26V25H64ZM77 26V25H76ZM84 26V25H83ZM107 26V25H106ZM131 26V25H130ZM178 26V25H177ZM176 26V27H177ZM181 26H182V23H181ZM187 26V25H186ZM194 26V25H193ZM192 25H191V28L193 27ZM218 26V25H217ZM221 26H223V23H222V25ZM228 27H229V25H227ZM45 27V26H44ZM60 27V26H59ZM67 27V26H66ZM78 27V26H77ZM89 27V26H88ZM95 27V26H94ZM101 27V26H100ZM105 27V26H104ZM124 27V26H123ZM185 27V26H184ZM188 27V26H187ZM190 27V26H189ZM225 27V26H224ZM12 28V27H11ZM26 28V27H25ZM35 28V27H34ZM39 28V27H38ZM63 28V27H62ZM80 28V27H79ZM92 28V27H91ZM111 28V27H110ZM151 28V27H150ZM179 29H181V30H183V26L180 28V27H178ZM209 28V27H208ZM219 28H221V27H219ZM218 28V29H219ZM227 28V27H226ZM233 28H234V30H233ZM30 29V28H29ZM52 29V28H51ZM59 29V28H58ZM66 29V28H65ZM84 29V28H83ZM87 29V28H86ZM86 29H85V32H86ZM96 29V28H95ZM171 28L170 27H168V31L170 30ZM173 29V28H172ZM178 29V30H179ZM190 29V28H189ZM207 29V28H206ZM213 29V30H214ZM222 29V28H221ZM4 30H6V29H4ZM23 30V29H22ZM68 30V29H67ZM82 30V29H81ZM89 30H90V27H89V29H88V33H90L89 32ZM107 30V29H106ZM115 30V29H114ZM117 30V29H116ZM121 30V29H120ZM130 30H131V28H130ZM151 30V29H150ZM163 30V29H162ZM177 30V29H176ZM180 30V31H181ZM187 30V29H186ZM210 30V29H209ZM212 29H211V31H213ZM216 30V29H215ZM223 31H224V29H222ZM227 30V29H226ZM3 31V30H2ZM49 31V30H48ZM51 31V30H50ZM65 32H66V30H64ZM74 31V30H73ZM83 31V30H82ZM93 31H94V29H93ZM101 31V30H100ZM127 31V30H126ZM133 31V30H132ZM171 31V30H170ZM191 31V30H190ZM222 31V32H223ZM9 32V31H8ZM12 32V31H11ZM81 32V31H80ZM84 32V31H83ZM83 32H81L82 33V35L84 34ZM121 32V31H120ZM152 32V31H151ZM183 32V31H182ZM210 32V31H209ZM6 33V32H5ZM15 33V32H14ZM19 33H20V31H19ZM25 33V32H24ZM30 33V32H29ZM69 33V32H68ZM81 33H79V34H81ZM87 33V34H88ZM95 33V32H94ZM103 33V32H102ZM108 33H109V31H108ZM113 33H115V32H113ZM117 33V32H116ZM130 33V32H129ZM171 33V32H170ZM169 33V34H170ZM177 33V35L178 36H180V34H178L179 32H176ZM184 33H186V32H184ZM206 33H207V31H206ZM211 33H214V32H210L209 34H211ZM226 33V32H225ZM58 34V33H57ZM60 34V33H59ZM76 34V33H75ZM91 34V33H90ZM89 34V35H90ZM154 33L152 32V35H153ZM166 34H168L167 32H166ZM171 34H173V33H171ZM191 34V33H190ZM191 34V35H192ZM209 34H207V35H209ZM216 34H219V32L217 33L216 32ZM232 34H234V35H232ZM4 35V34H3ZM33 35V34H32ZM39 35V34H38ZM45 35V34H44ZM61 35V34H60ZM102 36H103V34H101ZM106 35V34H105ZM110 35H113V34H109V36ZM118 35V34H117ZM130 35V34H129ZM133 35V34H132ZM135 35V34H134ZM141 35V34H140ZM149 35V34H148ZM156 35V34H155ZM175 35V34H174ZM173 35V36H174ZM181 35L183 36V33H181ZM185 35V34H184ZM212 35V34H211ZM0 36H1V34H0ZM30 36V35H29ZM37 36V35H36ZM42 36H43V34H42ZM73 36V35H72ZM77 36H78V34H77ZM87 36V35H86ZM92 36H94L93 34H92ZM127 36V35H126ZM147 36V35H146ZM159 36V35H158ZM166 36V35H165ZM169 36V35H168ZM176 36V35H175ZM182 36H181V38H182ZM185 36H188V35H185ZM184 36V37H185ZM6 36H4V37H2V38H5ZM8 38H9V36H7ZM83 37V36H82ZM84 37H85V35H84ZM88 37V36H87ZM90 37V36H89ZM97 37V34L95 35V37H93V38H96ZM111 37V36H110ZM131 37V36H130ZM151 37V36H150ZM213 37V36H212ZM14 38H15V36H14ZM63 38V37H62ZM70 38V37H69ZM72 38V37H71ZM99 38H101V36L99 37ZM107 38V37H106ZM121 38V37H120ZM125 38V37H124ZM138 38V37H137ZM141 38V37H140ZM147 38V37H146ZM149 38V37H148ZM152 38V37H151ZM154 38V37H153ZM158 38V37H157ZM169 38V37H168ZM176 38V37H175ZM180 38V37H179ZM180 38V39H181ZM5 39H7V38H5ZM36 39H38V38H36ZM87 39V38H86ZM114 39V38H113ZM113 39H110V40H112V42H113ZM127 39V38H126ZM132 39V38H131ZM143 39V38H142ZM188 39V38H187ZM189 39H191V38H189ZM211 39V38H210ZM8 40V39H7ZM21 40V39H20ZM70 40V39H69ZM73 40H74V38H73ZM83 40H85V39H83ZM101 40V42L103 41V39L101 38L100 39ZM106 40V39H105ZM135 40H136V38H135ZM144 40V39H143ZM172 40V39H171ZM176 40L177 39H175V42H176ZM184 40H185V38H184ZM256 40V41H255ZM10 41V40H9ZM24 41V40H23ZM44 41H45V39H44ZM43 41V42H44ZM123 41V40H122ZM128 41V40H127ZM126 41V42H127ZM131 41V40H130ZM148 41V40H147ZM1 42V41H0ZM11 42H12V39H11ZM19 42V41H18ZM26 42V41H25ZM24 42V43H25ZM31 42H32V40H31ZM52 42V41H51ZM66 42V41H65ZM98 42V41H97ZM106 42H107V40H106ZM105 42V43H106ZM124 42V41H123ZM122 42V43H123ZM136 42V41H135ZM134 42V43H135ZM141 42V41H140ZM139 42V43H140ZM154 42V41H153ZM162 42V41H161ZM170 42H172V41H170ZM177 42H179V43H181L180 41H177ZM176 42V43H177ZM239 42V43H238ZM254 42H256L258 45H259V47L258 48H256V49H253L252 50V43H254ZM5 43H8V42H5ZM17 43V42H16ZM26 43H28V42H26ZM50 43V42H49ZM54 43V42H53ZM69 43H70V41H69ZM68 43V44H69ZM73 43V42H72ZM75 43V42H74ZM100 43V42H99ZM111 43V42H110ZM114 43V42H113ZM120 43V42H119ZM130 43V42H129ZM147 43V42H146ZM150 43V42H149ZM155 43H157V42H155ZM154 43V44H155ZM236 43L239 45V49H238V47H237V51L239 50L240 51V54H239V56L238 57H240L243 61H245V63H243V64H240V68H237L236 69V66H234V64L233 63H231V62H229V61H232L231 59H229V61H222V60H220L219 58H218V60H216V58L219 56L220 57V55H218L217 56V54H216V58H214V56H212L211 57V55L213 54V52L212 51H214L215 49H221L220 51H224V52H226V53H229L230 51H226V50H230L231 48H235V45H236ZM2 44V43H1ZM37 44V43H36ZM58 44H60V43H58ZM81 44V43H80ZM90 44V43H89ZM88 44V45H89ZM93 44V43H92ZM101 44H103V43H101ZM125 44V43H124ZM153 44V45H154ZM158 44V43H157ZM163 44H164V42H163ZM170 44V43H169ZM174 44V43H173ZM19 45V44H18ZM26 45V44H25ZM43 45V44H42ZM74 45V44H73ZM77 45V44H76ZM82 45V44H81ZM94 45V44H93ZM109 45V44H108ZM177 45L179 46L180 44H178L177 43ZM176 45V46H177ZM237 45V46H238ZM20 46H22V45H20ZM58 46V45H57ZM64 46V45H63ZM72 46V45H71ZM103 46V45H102ZM116 46V45H115ZM130 46V45H129ZM140 46V45H139ZM149 46V45H148ZM147 46V47H148ZM164 46H165V44H164ZM166 46H167V44H166ZM175 45H172V47H174ZM60 47V46H59ZM67 47V46H66ZM87 47V46H86ZM93 47V46H92ZM91 47V48H92ZM110 47V46H109ZM133 47V46H132ZM146 47V48H147ZM151 47V46H150ZM150 47H148L149 49H150ZM168 47H171L170 45L168 46ZM181 47V46H180ZM17 48V47H16ZM20 48V47H19ZM26 48V47H25ZM38 48V47H37ZM44 48V47H43ZM48 48V47H47ZM64 48H65V46H64ZM64 48H62V50L64 51ZM79 48V47H78ZM90 48V49H91ZM111 48V47H110ZM113 48V47H112ZM120 48H122V47H120ZM120 48H119V50H120ZM141 48V47H140ZM164 48V47H163ZM31 49V48H30ZM58 48H54V49H52V50H57ZM60 49V48H59ZM72 49V48H71ZM84 49V48H83ZM96 49V48H95ZM97 49H98V47H97ZM104 49H106L105 48V46H104ZM117 49V47L115 48V50ZM127 49H131L130 47L129 48H127ZM135 49V48H134ZM158 49V48H157ZM176 49V48H175ZM179 49V48H178ZM34 50V49H33ZM48 50V49H47ZM47 50H44V51H47ZM51 50V49H50ZM51 50V51H52ZM61 50V49H60ZM60 50H57L58 52H60ZM74 50H75V48H74ZM78 50V49H77ZM86 50V49H85ZM89 50V49H88ZM92 50V49H91ZM99 50V49H98ZM118 50V51H119ZM136 50H137V47H136ZM141 50V49H140ZM162 50V49H161ZM181 50V49H180ZM3 51H5V50H3ZM2 51V52H3ZM20 51V50H19ZM18 51V52H19ZM22 51V50H21ZM39 51V50H38ZM49 51V50H48ZM54 51V52H55ZM63 51H61V52H63ZM79 51V50H78ZM87 51V50H86ZM90 51V50H89ZM89 51H87V52H89ZM95 51V50H94ZM120 51H122V50H120ZM127 51V50H126ZM125 51V52H126ZM133 50L131 49L130 50V55H134L133 54V52H132ZM135 51V50H134ZM139 51V50H138ZM147 51V50H146ZM148 51H150V50H148ZM159 51V50H158ZM157 51V52H158ZM216 51H218V50H216ZM219 51V52H220ZM236 51V52H237ZM8 52V51H7ZM24 52V51H23ZM36 52V51H35ZM58 52H57V54H58ZM73 52V51H72ZM101 52V51H100ZM99 52V53H100ZM127 52H129V50L127 51ZM156 52V51H155ZM156 52V53H157ZM232 52H233V50H232ZM231 52V53H232ZM14 53H17V52H14ZM34 53V52H33ZM38 53V52H37ZM49 53V52H48ZM78 53V52H77ZM91 53V52H90ZM104 53V52H103ZM117 53V52H116ZM115 53V54H116ZM122 53H123V51H122ZM136 53V52H135ZM140 53V52H139ZM141 53H142V51H141ZM140 53V54H141ZM148 54H149V52H147ZM180 53V52H179ZM215 53V52H214ZM217 53V52H216ZM222 53V52H221ZM220 53V54H221ZM3 54V53H2ZM40 54V53H39ZM44 54V53H43ZM43 54H41V55H43ZM52 54H53V52H52ZM98 54V53H97ZM118 54V53H117ZM136 54H138V52L136 53ZM140 54H138L139 56H140ZM145 54V53H144ZM143 54V55H144ZM238 54V53H237ZM12 55V54H11ZM36 55V54H35ZM35 55H33V56H35ZM55 55H56V53H55ZM77 55V54H76ZM85 55V54H84ZM102 55V54H101ZM112 55V54H111ZM138 55H137V57H138ZM225 55L226 54H222V56H224L225 57ZM231 55V54H230ZM229 55V56H230ZM46 56H47V54H46ZM64 56H66V55H64ZM95 56V55H94ZM97 56V55H96ZM100 56V55H99ZM120 56V55H119ZM122 56H123V54H122ZM134 56H136V55H134ZM158 56V57H159ZM228 56V55H227ZM226 56V59L228 60V58L229 57H227ZM233 56V55H232ZM232 56H230V57H232ZM235 56V55H234ZM233 56V57H234ZM17 57V56H16ZM37 58H39L38 57V55L36 56ZM44 57H45V55H44ZM48 57H49V55H48ZM53 57V56H52ZM76 56H74V58H75ZM78 57H79V54H78ZM88 57V56H87ZM145 57V56H144ZM178 57H179V55H178ZM29 58V57H28ZM82 58V57H81ZM84 58V57H83ZM136 58V57H135ZM214 58V59H213ZM234 58H236V57H234ZM239 58V60L241 61V63H242V60ZM19 59V58H18ZM36 59V58H35ZM48 59V58H47ZM46 58L44 59V61L45 60H47ZM49 59H50V57H49ZM48 59V60H49ZM121 59V58H120ZM156 59H157V57H156ZM176 59V60H175ZM222 59V58H221ZM225 59V60H226ZM21 60H22V58H21ZM21 60H19V61H17V62H20ZM104 60H106V59H104ZM118 60H119V58H118ZM125 60V61H126ZM2 61H3V59H2ZM23 61H24V59H23ZM27 61V60H26ZM38 61V60H37ZM51 61V60H50ZM59 61V60H58ZM74 61V60H73ZM83 61V60H82ZM99 61V60H98ZM120 61V60H119ZM126 61V62H127ZM178 61V62H177ZM220 61V62H219ZM234 61V60H233ZM232 61V62H233ZM236 61V60H235ZM235 61H234V63H235ZM240 61H239V63H240ZM8 62V61H7ZM13 62V61H12ZM16 62V63H17ZM38 62H40V61H38ZM49 62V61H48ZM108 62V61H107ZM126 62H125V64H126ZM222 62V63H221ZM237 62V61H236ZM2 63V62H1ZM9 63V62H8ZM15 63V64H16ZM23 63V62H22ZM26 63V62H25ZM25 63L23 64L24 66H26L25 65ZM42 63V62H41ZM58 63V62H57ZM63 63V62H62ZM66 63V62H65ZM67 63H69V62H67ZM83 63V62H82ZM98 63V62H97ZM112 63V62H111ZM238 63V64H239ZM14 64V65H15ZM18 64V63H17ZM28 64V63H27ZM34 64H35V62H34ZM52 64V63H51ZM71 64V63H70ZM85 64V63H84ZM106 64V63H105ZM108 64V63H107ZM116 64V63H115ZM124 64V63H123ZM129 64V63H128ZM127 64V65H128ZM140 64V65H139ZM237 63H235V65H236ZM19 65H22L21 63L19 64ZM23 65H22V68H23ZM50 65V64H49ZM54 65V64H53ZM64 65V64H63ZM101 65H103V64H101ZM18 66V65H17ZM16 66V67H17ZM41 66H43V65H41ZM45 66V65H44ZM52 66V65H51ZM59 66H60V64H59ZM71 66V65H70ZM76 66V65H75ZM100 66V65H99ZM129 66V65H128ZM29 67V66H28ZM36 67V66H35ZM34 67V68H35ZM37 67H39V66H37ZM50 67V66H49ZM55 67H56V65H55ZM63 67V66H62ZM68 67V66H67ZM120 67V66H119ZM130 67V68H131ZM18 68V67H17ZM21 68V67H20ZM33 68V67H32ZM40 68V67H39ZM43 68V67H42ZM52 68V67H51ZM74 68V67H73ZM127 68V67H126ZM125 68V69H126ZM129 68V67H128ZM129 68V69H130ZM24 69H26V67H24ZM30 69V68H29ZM38 69V68H37ZM50 69V68H49ZM53 69V68H52ZM51 69V70H52ZM62 69V68H61ZM105 69V68H104ZM113 69V68H112ZM128 69V70H129ZM15 70V69H14ZM19 70V69H18ZM21 70V69H20ZM50 70V71H51ZM73 70V69H72ZM103 70V69H102ZM120 70L122 71V69L120 68ZM32 71V70H31ZM45 71V70H44ZM59 71V70H58ZM57 71V72H58ZM65 71V70H64ZM130 71V70H129ZM133 71H131V72H133ZM19 72V71H18ZM69 72H70V70H69ZM75 72V71H74ZM80 72V71H79ZM79 72H77V74L79 73ZM107 72V71H106ZM30 73V72H29ZM28 73V74H29ZM31 73H33V72H31ZM40 73V72H39ZM53 73H54V71H53ZM56 73V72H55ZM54 73V74H55ZM64 73V72H63ZM67 73V72H66ZM65 73V74H66ZM102 73V72H101ZM117 73V72H116ZM14 73H12V75H13ZM20 74V73H19ZM24 74V73H23ZM84 74V73H83ZM212 74V75H211ZM49 75V74H48ZM69 75H70V73H69ZM72 75V74H71ZM82 75V74H81ZM88 75V74H87ZM113 75H115L114 73H113ZM119 75V74H118ZM23 76V75H22ZM77 76V75H76ZM120 76V75H119ZM121 76H122V74H121ZM13 77H14V75H13ZM18 77V76H17ZM25 77V76H24ZM53 77V76H52ZM69 77V76H68ZM71 77V76H70ZM73 77V76H72ZM71 77V78H72ZM86 77V76H85ZM101 77H102V75H101ZM131 77V76H130ZM132 77H134V76H132ZM143 77H141L142 79H143ZM192 77V78H191ZM3 78H5V77H3ZM55 78V77H54ZM122 78V77H121ZM13 79V78H12ZM15 79V78H14ZM24 79V78H23ZM45 79H46V77H45ZM62 79V78H61ZM67 79V78H66ZM69 79V78H68ZM78 79H80V78H78ZM107 79V78H106ZM119 79V78H118ZM125 79V78H124ZM134 79V78H133ZM146 79V78H145ZM209 79V78H208ZM211 79V80H212ZM258 79H257V81H258ZM263 79H264V77L262 78V82H263ZM16 80V79H15ZM26 80V79H25ZM24 80V81H25ZM52 80V79H51ZM58 80V79H57ZM63 80H65V79H63ZM112 80H113V78H112ZM130 80V79H129ZM210 80V81H211ZM40 81V80H39ZM43 81V80H42ZM49 81V80H48ZM53 81H55V80H53ZM60 81V80H59ZM88 81V80H87ZM95 81V80H94ZM102 81V80H101ZM110 81V80H109ZM115 81V80H114ZM123 81V80H122ZM192 81V80H191ZM205 81V82H204ZM18 82H19V80H18ZM57 82V81H56ZM74 82V81H73ZM119 82V81H118ZM214 82V81H213ZM14 83V82H13ZM16 83V82H15ZM24 83V82H23ZM54 83V82H53ZM68 83H70V82H68ZM77 83V82H76ZM85 83V82H84ZM92 83V82H91ZM97 83V82H96ZM114 83V82H113ZM126 83H127V81H126ZM147 83V84H148ZM176 83V81L174 82V84ZM196 83V82H195ZM200 83V84H201ZM258 83H259V81H258ZM7 84V83H6ZM50 84V83H49ZM192 84H194V83H192ZM202 84V85H203ZM206 84H207V82H206ZM208 84V87L210 86ZM13 85V84H12ZM11 85V86H12ZM57 85V84H56ZM73 85H76V84H73ZM100 85H101V82H100ZM178 85V84H177ZM196 85V84H195ZM226 85V86H225ZM250 85V86H249ZM256 85V84H255ZM258 85V84H257ZM264 85V84H263ZM4 86V85H3ZM17 86V85H16ZM52 86V85H51ZM55 86V85H54ZM83 86V85H82ZM87 86V85H86ZM103 86V85H102ZM106 86H108V85H106ZM170 86H172V85H170ZM197 86V85H196ZM200 86V85H199ZM258 86H260V85H258ZM13 87V86H12ZM49 88H50V86H48ZM62 87V86H61ZM66 87V86H65ZM69 87V86H68ZM91 87V86H90ZM109 87V86H108ZM256 87V86H255ZM255 87H252V88H255ZM262 87V91L260 90V94L256 97V95H254V100H256L257 102H259V100H261L262 99V97L264 98V88H263V86H260V88ZM10 88V87H9ZM48 88V89H49ZM55 88V87H54ZM77 88V87H76ZM89 88V87H88ZM102 88V87H101ZM145 88V87H144ZM212 88H210V89H212ZM58 89V88H57ZM110 89V88H109ZM111 89H113V88H111ZM151 89V90H152ZM209 89V88H208ZM209 89V90H210ZM256 90H257V87L255 88ZM2 90H3V88H2ZM58 90H60V88L58 89ZM71 90V89H70ZM86 90H88V89H86ZM106 90V89H105ZM117 90V89H116ZM148 90V89H147ZM218 90L220 91V92H218ZM256 90H252L253 91V93H255L256 92ZM51 91V90H50ZM52 91H53V89H52ZM73 91V90H72ZM75 91V90H74ZM89 91V90H88ZM252 91H251V93H252ZM255 91V92H254ZM43 92V91H42ZM41 92V93H42ZM137 92V91H136ZM148 92V91H147ZM209 92V91H208ZM213 92H212V94H213ZM258 92V91H257ZM256 92V93H257ZM47 93V92H46ZM46 93H45V95H46ZM53 93V92H52ZM64 93V92H63ZM83 93V92H82ZM119 93V92H118ZM133 93V92H132ZM211 93V91L209 92V94ZM223 93V94H224ZM255 93V94H256ZM56 94V93H55ZM66 94V93H65ZM108 94V93H107ZM111 94V93H110ZM258 94V93H257ZM1 95V94H0ZM51 95V94H50ZM54 95V94H53ZM94 95V94H93ZM96 95V94H95ZM99 95V94H98ZM131 95V94H130ZM205 95V94H204ZM203 95V96H204ZM211 95V94H210ZM220 95H222V93L220 94ZM220 95H217V96H220ZM252 95V94H251ZM252 95V96H253ZM58 96V95H57ZM60 96V95H59ZM79 96H81V94L79 95ZM91 96V95H90ZM163 96V95H162ZM162 96H161V98H162ZM208 96V95H207ZM46 97H48V95L46 96ZM85 97V96H84ZM94 97V96H93ZM135 97V96H134ZM209 97H211V96H209ZM224 97V95L221 97V100L218 98H216L215 96H214V98H216L217 99V101H212L211 100V103L213 104V102H214V106L216 107V108H218V107H220L221 105H223L222 103L223 102H225V101H223L222 100V98ZM33 98H35V97H33ZM40 98V97H39ZM42 98V97H41ZM49 99H50V97H48ZM60 98V97H59ZM63 98V97H62ZM68 98V97H67ZM66 98V99H67ZM71 98V97H70ZM130 98V97H129ZM132 98H133V96H132ZM205 98V97H204ZM212 98V97H211ZM210 98V99H211ZM213 98V99H214ZM45 99V98H44ZM52 99V98H51ZM65 99V98H64ZM72 99V98H71ZM82 99V98H81ZM115 99V98H114ZM145 99V98H144ZM207 98H205V100H206ZM238 99H240V98H238ZM245 99V98H244ZM243 99V100H244ZM61 100V99H60ZM138 100V99H137ZM141 100H142V98H141ZM215 100V99H214ZM242 100V99H241ZM241 100H239V101H241ZM250 100V99H249ZM45 101H46V99L44 100V106H45ZM52 100H50V102H51ZM53 101H54V99H53ZM135 101V100H134ZM239 101L237 100V102L239 103ZM248 101V100H247ZM255 101V102H256ZM38 102V101H37ZM40 102V101H39ZM38 102V103H39ZM42 103H43V101H41ZM55 102V101H54ZM62 102V101H61ZM126 102V101H125ZM228 102V104L226 105L227 107L231 104V103H229ZM242 102V101H241ZM240 102V103H241ZM244 102V101H243ZM242 102V103H243ZM248 102H250V101H248ZM33 103H34V101H33ZM41 103V104H42ZM47 104H50V103H48V102H46ZM65 103V102H64ZM63 103V104H64ZM81 103V102H80ZM209 103V102H208ZM247 103V102H246ZM40 104V103H39ZM66 104V103H65ZM82 104V103H81ZM128 104H130V103H128ZM232 104H233V102H232ZM252 104V103H251ZM260 104H262V103H260ZM259 104V105H260ZM264 104V103H263ZM38 105V104H37ZM55 105V104H54ZM57 105H59V104H57ZM143 106L145 105V104H142ZM142 105H140V106H142ZM208 105V104H207ZM241 105V104H240ZM249 105H250V103H249ZM256 105V104H255ZM40 106V105H39ZM38 106V107H39ZM60 106V105H59ZM58 106V107H59ZM82 106V105H81ZM88 106V105H87ZM256 106H258V103H257V105ZM255 106V107H256ZM264 106V105H263ZM35 107V106H34ZM56 107V106H55ZM54 107V108H55ZM63 107V106H62ZM66 107V106H65ZM129 107V106H128ZM200 107V106H199ZM210 107V106H209ZM224 107V106H223ZM236 107V106H235ZM239 107V106H238ZM237 107V108H238ZM244 107V106H243ZM242 107V108H243ZM247 108L248 107H250L251 108V110L250 109H248V112L249 113H251V115H252V113H254V111H256L257 109L254 107V106H246ZM261 107V106H260ZM32 108V107H31ZM67 108V107H66ZM84 108V107H83ZM140 108H142V107H140ZM201 108V107H200ZM199 108V109H200ZM216 108H214L213 107V109H216ZM226 108V107H225ZM231 108H233V107H231ZM236 108V109H237ZM245 108V107H244ZM262 108V107H261ZM40 109H42V108H40ZM51 109V108H50ZM57 109V108H56ZM137 109V108H136ZM139 109V108H138ZM137 109V110H138ZM198 109V108H197ZM227 109H230V108H227ZM259 109V108H258ZM264 109V108H263ZM262 109V112L260 113V112H258L257 113V116H256V119H254V120H252V118H250L251 120H252V122H251V124L250 123H248V124H250V128L249 129H247V130H244V132L245 133H247V134H245L246 135V137H249L250 139H252L251 141H252V143H255V146H256V143L258 144V143H262V142H264V110ZM47 110V109H46ZM79 110H80V108H79ZM126 110H127V108H126ZM135 110V109H134ZM201 110H204L203 108H201ZM240 110V109H239ZM61 111V110H60ZM82 111V110H81ZM128 111V110H127ZM131 111V110H130ZM139 111V110H138ZM137 111V112H138ZM205 111V110H204ZM203 111V112H204ZM247 111V110H246ZM245 111V112H246ZM259 111V110H258ZM40 112V111H39ZM43 112H45V111H43ZM51 112V111H50ZM64 113L66 112L65 111V109H64V111H63ZM62 112V113H63ZM83 112V111H82ZM96 112H97V110H96ZM125 112V111H124ZM198 112H199V110H198ZM197 112V113H198ZM202 112V111H201ZM207 112V111H206ZM206 112H204V114L206 113ZM244 112V111H243ZM8 113V112H7ZM33 113V112H32ZM60 113V112H59ZM62 113H61V116H62ZM131 113H133V110H132V112ZM177 113V112H176ZM208 113V112H207ZM53 114V113H52ZM57 114V113H56ZM66 114V113H65ZM70 114V113H69ZM68 114V115H69ZM87 114V113H86ZM89 114H91V113H89ZM93 114V113H92ZM199 114H200V112H199ZM240 114V113H239ZM32 115V114H31ZM34 115V114H33ZM40 115H41V113H40ZM58 115V114H57ZM202 115H203V113H202ZM243 114H241V116H242ZM246 115V114H245ZM244 115V116H245ZM256 115V114H255ZM1 116V115H0ZM16 116V115H15ZM37 116V115H36ZM39 116V115H38ZM56 116V115H55ZM64 116V115H63ZM131 116V115H130ZM170 116V115H169ZM196 116H197V114H196ZM249 116V115H248ZM4 117V116H3ZM41 117V116H40ZM52 117H54V116H52ZM94 117V116H93ZM96 117V116H95ZM124 117V116H123ZM199 117H201V116H199ZM198 117V118H199ZM243 117V116H242ZM242 117H241V119H242ZM61 118V117H60ZM73 118V117H72ZM87 118V117H86ZM90 118V117H89ZM197 118V117H196ZM245 118H246V116H245ZM254 118V117H253ZM16 119V118H15ZM43 119H44V117H43ZM42 119V120H43ZM51 119V118H50ZM53 119V118H52ZM68 119V118H67ZM238 119V118H237ZM5 120V119H4ZM25 120V119H24ZM41 120V119H40ZM39 120V121H40ZM47 120H48V118H47ZM61 120V119H60ZM71 120V119H70ZM89 120V119H88ZM123 120V119H122ZM130 120V119H129ZM22 121V120H21ZM21 121H20V123H21ZM31 121V120H30ZM29 121V122H30ZM38 121V122H39ZM63 121V120H62ZM128 121V120H127ZM171 121V120H170ZM173 121V120H172ZM247 121H248V119H247ZM46 122V121H45ZM49 122V121H48ZM67 122V121H66ZM99 122V121H98ZM242 122V121H241ZM244 122V121H243ZM28 123V122H27ZM74 123V122H73ZM94 123H96V122H94ZM245 123V122H244ZM247 123V122H246ZM3 124V123H2ZM43 124H44V120H43ZM46 124V123H45ZM51 124V123H50ZM70 124V123H69ZM107 124V123H106ZM154 123H152V124H150V126H148V127H144L145 129L143 130V132H142V136L141 135H138V137L140 136V138L138 139V140H136L137 142H134V143H136V146H135V148H136V150H137V153H138V155H136V156H133V155H131V151H130V155L131 156H133V157H128L129 155L127 154V155H125L124 153L125 152H127L126 151V148H125V152H123L122 154H124L125 156H123L124 158H118V156H119V152L121 151H117L118 153H112V156L110 155V154H108L107 155V158H108V156L110 155V157H112V158H110V161H107L108 159L107 158H105V159H103L102 157H104V155H105V153L104 152H106V150H107V148H110V147H112V145H114V144H116V140H115V138H112L114 135H112V140H105L106 141V143L104 144H102V145H97L98 143H102V140H101V142H97V143H95V144H93L94 142H93V140H92V142L93 143H90V144H92V146L90 145L89 147H86V146H79V145H73V146H70V149H69V152L68 151H66L67 153H68V155L64 158V160L62 159H59V160H56V159H54V158H57V157H55L54 156V160L53 161H51V164H50V162H48L47 161V159H46V161L47 162H45V159H44V157H46V155L44 156V148L43 147H45V146H47L46 145V142H45V140H47V138H44L43 137V135L44 134H47V133H49L50 134V132H47V133H43V135H41V132H40V135H39V132H38V134H36V135H34V137H32L33 139L31 140V139H29V140H31V142L28 144V145H32L31 146V148L32 147H34V151H36V153H34V151L33 150H31V151H33V156H34V154H36V156H35V158H33V156L31 157V158H33V159H31V158H29L28 159V165H29V167H27L26 169H24L23 170V168H21V166H25V164H23V165H21V166H18V165H16V167L14 168L13 166V171L11 172L10 170H8V171H10L11 172V174H12V181H16L17 182V180L18 179H20V178H22V180L21 181H23L24 182V180L23 179H25V178H23V177H27V176H29V175H32L34 172H35V174L37 173V172H41V170H46V169H48V168H50L51 166L53 167L52 169V171L56 174V172L54 171L55 169H56V171L58 170V173L60 172H63V173H61L62 174V176L60 177V178H62V181L63 182H67L68 180V182H70V181H72L73 182V184H71V185H73L74 187L77 185V184H75L74 183V179H78V178H80V177H82V175L81 174H83L84 173V175H87V179H90V181L92 180V178L93 177H95V174L97 173V172H99V170H98V168H100L101 166H105L106 167V169L108 168L109 170H110V172H113L111 175H113L114 173H117L118 172V169L120 170L121 169V171H131L132 169H134L135 170V172H136V177L135 176H133L132 174H130V173H128L127 175L128 176H126L127 178L129 177V174L130 175H132L133 176V178L135 177V179H133V184L132 183H130L131 184V187H130V189L128 188V190H129V192H127L126 190V194L124 195L123 194V189L121 190V191H123V192H120L122 195H124L125 196V198L127 197V198H129L127 201H129L128 202V206L126 205V204H124V205H126L127 206V212L129 213H125V212H123V214H117V215H115L114 213V216L113 215H111V216H108V218H105V217H107V216H103V218H105V219H102V221L100 222V219H99V224H94L93 223V219L91 220L90 218V220L92 221V223H89L88 225H86V222H85V225L86 226H82L83 225V223H82V225L81 226H78V227H73L72 225H70V224H72V223H68L67 221H65L64 219L66 218V217H68V216H70V214L68 215L67 214V216L64 218V219H62V220H58V219H60L59 217H56V216H51L49 219H47V220H45L43 217H41L42 219H44V220H41V221H39L40 219V217L38 218V219H36L35 217H33L32 215L33 214H31V216L33 217V218H35V219H32V217H30L31 219H28L27 218V216L28 215H26L25 214V220H26V218H27V222H25L24 223V221L25 220H23V218H20L21 217V215L23 216L24 215V213H26V212H24L23 211V209L21 208H17V206L20 204L21 205V202H23V201H21V199L24 197V199H25V196H20V193H22V195L24 194L23 192H18L17 190H16V192H18V195H17V193H16V195L14 194V196H11V197H13V198H11L10 197V195H9V197H10V200H12V201H15L16 203H14V205H10V203H8V202H10V201H8L7 203L5 202L6 200H7V197H5V201L4 200H2L3 199V197H1L0 198V213H2V212H5V211H11V210H18V212H20V219H22V222L24 223H22L23 225L21 226H19V227H16V225L15 224H13V225H11L10 227H8V226H4L3 225V227L2 226H0V264H185V263H183L182 261H180L179 260V257L180 256H176L177 258H178V260L180 261V262H182V263H178L177 261V258L175 259V260H177V261H174V262H172L170 259H173L174 258V256H173V258H171V257H169V256H166L167 255V253H166V255H165V250H166V252H167V250L170 248V247H172V248H174V247H176V246H172V245H174L175 243H177L176 242V240H175V243L174 244H171V243H173L174 242V240H173V242H172V240H171V238H172V236L170 237V234H168V232H167V230H169V229H171V230H173V233L175 232V229H174V227L176 228V226L178 225V224H180V223H177L176 221H175V223H176V226H172L173 228H168L170 225H168V224H170V221H169V223H168V221H167V219L165 218V216L167 215V214H169V212L168 213H166L165 214V212H167V210L165 209L166 208V205L168 204V202L170 201L167 197H164L165 195L163 194L164 192H161V189H160V193H162L161 195H157V196H154L155 195V189H156V187L153 185L157 180L159 181V183H161V184H158V186L160 185H171V179H170V183H168L167 181H168V176L166 175V173H164V172H161V174H160V170L159 171H156L155 169L153 170L152 169V167L151 166H153L154 167V165H151L150 167H151V169L149 170V165H150V163H152V162H150V160L152 159V154L153 153H155L158 157V159L159 158H163V156L164 157H166V153H167V151H169V150H174V148H170V147H172L173 145V143H174V135H173V130H171L172 128H170L169 126H167L166 124H163L162 122H161V124L159 123V124H157V123H155V124H157V125H153ZM4 125V124H3ZM7 125V124H6ZM23 125H24V123H23ZM42 125V124H41ZM54 125V124H53ZM57 125V124H56ZM63 125V124H62ZM73 125V124H72ZM76 125V124H75ZM94 125V124H93ZM19 126V125H18ZM26 126V125H25ZM28 126V125H27ZM43 126H45V125H43ZM55 126V125H54ZM65 126V125H64ZM88 126H89V124H88ZM109 126V125H108ZM248 125H246V127H247ZM3 127V126H2ZM5 127V126H4ZM10 127V126H9ZM31 127V126H30ZM98 127V126H97ZM96 127V128H97ZM245 127V128H246ZM249 127V126H248ZM1 128V127H0ZM6 128V127H5ZM8 128V127H7ZM21 128V127H20ZM23 128V127H22ZM26 128V127H25ZM49 128V127H48ZM53 128V127H52ZM72 128H74V127H72ZM90 128H92V127H90ZM94 128V127H93ZM239 128V127H238ZM10 129V128H9ZM12 129V128H11ZM27 129V128H26ZM51 129V128H50ZM50 129H47V130H49L50 131ZM58 129H60L59 127H58ZM109 129V128H108ZM242 128H240V130H241ZM8 130V129H7ZM28 130H29V128H28ZM41 130H42V128H41ZM74 130V129H73ZM2 131V130H1ZM14 131V130H13ZM17 130H15V132H16ZM21 131V130H20ZM37 131V130H36ZM40 131V130H39ZM64 131V130H63ZM63 131H51V132H54V133H56V134H60V133H62V134H64L63 133ZM70 131H72L71 129H70ZM69 131V129H68V131H67V133L68 132H70ZM85 131V130H84ZM96 131V130H95ZM98 131H100V130H98ZM113 131V130H112ZM12 132V131H11ZM19 132V131H18ZM58 132V133H57ZM60 132V133H59ZM65 132V131H64ZM82 132V131H81ZM89 132V131H88ZM106 132V131H105ZM114 132V131H113ZM117 132V131H116ZM138 132V131H137ZM140 132V131H139ZM8 133H9V131H8ZM21 133V136L25 133H22V132H20ZM27 133V132H26ZM72 133V132H71ZM96 133V132H95ZM111 133V132H110ZM234 133V132H233ZM240 133V132H239ZM13 133H11L10 134V136L8 135V138L10 137V138H13V137H11V135H12ZM16 134H18V133H16ZM28 134H29V131H28ZM48 134V135H49ZM73 134V133H72ZM80 134V133H79ZM93 134V133H92ZM107 134V133H106ZM109 134V133H108ZM241 134H243V133H241ZM14 135V137L16 136L15 134H13ZM53 135V134H52ZM51 135V136H52ZM88 135H89V133H88ZM95 135V134H94ZM105 135V134H104ZM111 135V134H110ZM118 135V134H117ZM131 135V134H130ZM133 135V134H132ZM244 135V134H243ZM3 136V135H2ZM1 136V137H2ZM20 136V134L18 135V137ZM32 136V135H31ZM46 136V135H45ZM50 136V137H51ZM68 136H70V135H68ZM72 136V135H71ZM74 136V135H73ZM81 136V135H80ZM90 136H92V135H90ZM242 136V135H241ZM240 136V137H241ZM4 137H5V135H4ZM3 137V138H4ZM17 137V136H16ZM16 137L14 138V139H16ZM43 137V138H42ZM48 137V136H47ZM56 137V136H55ZM65 137V136H64ZM79 137V136H78ZM94 137V136H93ZM96 137V136H95ZM102 137V136H101ZM115 137V136H114ZM117 137V136H116ZM129 137V136H128ZM230 137V136H229ZM246 137H244V138H246ZM7 137H6V140L8 139ZM26 138V137H25ZM29 137H27V139H28ZM71 138V137H70ZM81 138V137H80ZM85 137H83V139H84ZM132 138V137H131ZM248 138V139H249ZM18 139V138H17ZM42 139H44V140H42ZM66 139V138H65ZM99 139V138H98ZM97 139V140H98ZM135 139V138H134ZM232 139V138H231ZM19 140V139H18ZM49 140V139H48ZM47 140V141H48ZM51 140V139H50ZM73 140H74V138H73ZM224 140V139H223ZM226 140V139H225ZM234 140V139H233ZM9 141V140H8ZM11 141V140H10ZM9 141V142H10ZM25 141V140H24ZM43 141L45 142V144H43ZM55 141V140H54ZM54 141H52V142H54ZM56 141H58V139L56 140ZM56 141H55V143H56ZM75 141V140H74ZM79 141V140H78ZM84 141V140H83ZM90 141V140H89ZM95 141V140H94ZM104 141V142H105ZM116 141V142H115ZM125 141V140H124ZM130 141V140H129ZM228 141V140H227ZM227 141H225V143L227 142ZM238 141V140H237ZM3 142H4V140H3ZM13 142V141H12ZM15 142V141H14ZM19 142V141H18ZM128 142V141H127ZM131 142V141H130ZM26 143V142H25ZM61 143V142H60ZM64 143V142H63ZM62 143V144H63ZM66 143H67V140H66ZM66 143H64V144H66ZM74 143V142H73ZM79 143H80V141H79ZM78 143V144H79ZM119 143V142H118ZM126 143V142H125ZM208 143V142H207ZM214 143V142H213ZM13 144V143H12ZM16 144V143H15ZM18 144V143H17ZM53 144V143H52ZM61 144V146H63ZM70 144V143H69ZM88 144V143H87ZM131 144H132V142H131ZM175 144V143H174ZM177 144V143H176ZM175 144V145H176ZM216 144V143H215ZM234 144H235V142H234ZM3 145H4V143H3ZM7 145V144H6ZM10 145V144H9ZM22 145V144H21ZM45 145V146H44ZM51 145V144H50ZM58 145V144H57ZM85 145V144H84ZM120 145V144H119ZM171 145V146H170ZM214 145V144H213ZM217 145V144H216ZM230 145V144H229ZM10 146H12V145H10ZM14 146V145H13ZM59 146V145H58ZM116 146H118V144L116 145ZM127 146H129L128 144H127ZM133 146V147H134ZM170 146V147H169ZM177 146H178V144H177ZM208 146H209V144H208ZM215 146V145H214ZM224 146V145H223ZM231 146V145H230ZM234 146H236V144L234 145ZM239 146V145H238ZM15 147V146H14ZM14 147H12L13 149H15ZM24 147H27V146H24ZM48 147V146H47ZM50 147V146H49ZM55 147H56V145H55ZM67 147V146H66ZM122 147V146H121ZM174 147V146H173ZM207 147V146H206ZM227 147V146H226ZM250 147V146H249ZM6 148H7V146H6ZM9 148V150H10V148L11 147H8ZM46 148V147H45ZM63 148V147H62ZM65 148V147H64ZM112 148H114V147H112ZM111 148V149H112ZM116 148H118V147H116ZM115 148V149H116ZM120 148V147H119ZM124 148V147H123ZM122 148V149H123ZM130 148H132V145H131V147ZM135 148L133 149L134 151H135ZM170 148V149H169ZM208 148V147H207ZM207 148H206V150H207ZM232 148V147H231ZM4 149V148H3ZM33 149V148H32ZM54 149V148H53ZM111 149H109L108 151H110ZM169 149V150H168ZM178 149V148H177ZM220 149V148H219ZM12 150V149H11ZM22 150V149H21ZM26 150V149H25ZM60 150V149H59ZM67 150V149H66ZM117 150H119V149H117ZM124 150V149H123ZM130 150V149H129ZM172 150V151H173ZM202 150V149H201ZM214 150H217V148H215ZM228 150V149H227ZM239 150V149H238ZM6 151V150H5ZM8 151V150H7ZM16 151H17V149H16ZM19 151V150H18ZM27 151V150H26ZM30 151V152H31ZM56 151V150H55ZM113 152H114V150H112ZM178 151V150H177ZM177 151H175V152H177ZM195 150H193V152H194ZM200 151V150H199ZM208 151V150H207ZM221 151V150H220ZM226 151V150H225ZM23 152V151H22ZM48 152H49V150H48ZM65 152V153H66ZM136 152V151H135ZM179 152H180V150H179ZM190 152H192V151H190ZM205 153H207L208 155H211L212 154V152H211V154H209L210 152H206V151H204ZM203 152V153H204ZM215 152V151H214ZM224 152V151H223ZM222 152V153H223ZM239 152V151H238ZM11 153V152H10ZM9 153V154H10ZM18 153V152H17ZM24 153V152H23ZM27 153V152H26ZM29 153V152H28ZM133 153V152H132ZM169 153V152H168ZM186 153V152H185ZM198 152L196 151V154H197ZM203 153H201L202 154V156H203ZM204 153V154H205ZM216 153V152H215ZM215 153L213 154V155H215ZM219 153V152H218ZM230 153V152H229ZM8 154V155H9ZM19 154V153H18ZM177 154L178 153H176V155H175V157H174V160H175V158H176V156H177ZM183 154V153H182ZM182 154H181V156H182ZM186 154H189V152H187ZM191 154V153H190ZM192 154H195V152L194 153H192ZM199 154H200V152H199ZM198 154V155H199ZM217 154V153H216ZM240 154V153H239ZM29 155V154H28ZM27 155V156H28ZM170 155V156H169ZM169 155H167V156H169L168 158L170 159V157H171V154L169 153ZM173 156H174V153L172 154ZM179 155V154H178ZM185 155V154H184ZM183 155V156H184ZM197 155V156H198ZM210 156V157H213V159H215L214 158V156ZM218 155V154H217ZM230 155V154H229ZM13 156H16V155H13ZM20 156V155H19ZM22 156V155H21ZM29 156H31V154L29 155ZM121 156V157H122ZM187 155H185V157H186ZM191 157H192V155H190ZM189 156V157H190ZM196 155L195 156H193L194 157V161L196 160H198L197 158L195 159V157H197ZM200 156V155H199ZM222 156V155H221ZM227 156V155H226ZM225 156V157H226ZM1 157V156H0ZM4 157V156H3ZM18 157V156H17ZM17 157H15V158H17ZM25 158H26V154H25V156H24ZM49 157V156H48ZM47 157V158H48ZM120 157V156H119ZM125 157H128V158H125ZM206 157H208L207 155H206ZM210 157H209V159H210ZM216 157V159L218 158L217 156H215ZM228 157V156H227ZM238 157V156H237ZM52 158L50 157L49 158V161H50V159L52 160ZM104 160V162H103V160ZM154 158H156V156L154 157ZM179 159H180V156L178 157ZM182 158V157H181ZM19 159V158H18ZM158 159L156 160V161H158ZM179 159H178V162H179ZM184 159V158H183ZM216 159L214 160V161H216ZM229 159V158H228ZM8 160H9V158H8ZM121 160H123V162L121 161ZM155 160H154V162H155ZM160 160V159H159ZM162 160V159H161ZM160 160V161H161ZM167 160V159H166ZM171 160H173L172 158H171ZM189 160H190V158H189ZM191 160H193V159H191ZM204 160V159H203ZM202 160V161H203ZM206 160V159H205ZM212 160V159H211ZM211 160H209L210 162H213V161H211ZM1 161V160H0ZM15 161V160H14ZM13 161V162H14ZM17 161H19V160H17ZM119 161H121L120 162V164H119ZM169 161V160H168ZM175 161H177V159L175 160ZM180 161H184V160H180ZM218 161V160H217ZM221 161V160H220ZM219 161V162H220ZM222 161H223V159H222ZM229 161V160H228ZM233 161V160H232ZM143 162V164H146L147 166H148V168H147V166L145 167V168H143L141 165L142 164H140V163H142ZM162 162V161H161ZM163 162H167V161H163ZM170 162V161H169ZM168 162V163H169ZM178 162H177V166L179 167V165H178ZM188 162V161H187ZM192 162V161H191ZM190 162V163H191ZM198 162L199 163H201L200 164V166H198ZM208 162V161H207ZM227 162V161H226ZM6 163H9V162H5V164ZM12 163V162H11ZM47 163H49L50 165H49V167L47 168L46 166L48 165ZM156 163V162H155ZM172 164H173V162H171ZM176 163V162H175ZM190 163H188V165L190 164ZM202 163L203 162H201V160L200 161H197L196 162V165L198 166V168L199 167H201V165H202ZM231 163V162H230ZM4 164V163H3ZM2 164V165H3ZM15 164V163H14ZM21 164V163H20ZM124 166H123V165ZM137 164H139V169L136 171V166H137ZM160 164V162L158 163V165ZM167 164V163H166ZM165 164V165H166ZM182 164H184V162L182 163ZM181 164V165H182ZM204 164V163H203ZM206 162H205V166H206ZM212 164V163H211ZM0 165H1V163H0ZM13 165V164H12ZM27 165V164H26ZM156 165V164H155ZM157 165V166H158ZM161 165V164H160ZM164 165V166H165ZM175 165V164H174ZM180 165V166H181ZM185 165H187V163L185 164ZM190 165H192V164H190ZM195 165V164H194ZM209 163H208V166L207 167H209ZM214 165V164H213ZM236 165V164H235ZM11 165L9 164V167H10ZM18 166V167H17ZM162 166V165H161ZM176 166V165H175ZM176 166V167H177ZM3 167V166H2ZM5 167V166H4ZM7 168H9L8 167V165L6 166ZM136 167V168H135ZM156 167V166H155ZM163 167V166H162ZM161 167V168H162ZM165 167H167V166H165ZM164 167V169H163V171H165L167 168H169L170 169V167H172V166H170V167H167V168H165ZM183 167V166H182ZM181 167V168H182ZM185 167V166H184ZM183 167V168H184ZM187 167V166H186ZM202 167L204 168V166L202 165ZM201 167V168H202ZM206 167V168H207ZM212 167V166H211ZM211 167H209V168H211ZM11 168V167H10ZM46 168V169H45ZM143 168V169H142ZM158 169H161L160 167H157ZM174 168V167H173ZM173 168H171L172 169V171H173ZM180 168V167H179ZM182 168V169H183ZM196 168V167H195ZM195 168H194V171H195ZM205 168V169H206ZM1 169V168H0ZM107 169V170H108ZM189 169V170H188ZM5 170V169H4ZM4 170H3V172H4ZM49 170V169H48ZM47 170V171H48ZM51 170V169H50ZM92 170H94V171H92ZM96 170V171H95ZM102 167H101V173H102ZM106 170V171H107ZM108 170V171H109ZM187 172H190V168H188L187 167ZM6 171H7V169H6ZM8 171H7V175H8ZM47 171H45V172H47ZM51 171V172H52ZM177 171H179V170H177ZM177 171H176V169L174 170V173L176 172V175H179V173L177 174ZM183 171V170H182ZM192 171V170H191ZM1 172V171H0ZM52 172V173H53ZM103 172H104V170H103ZM109 172V173H110ZM168 172V171H167ZM185 173H187L186 172V170L184 171ZM198 172H199V174H200V171L198 170ZM198 172H197V175H198ZM44 173V172H43ZM50 173V172H49ZM108 173V172H107ZM169 173H172L173 174V172H169ZM191 173H193V172H190L189 174L191 175ZM1 174V173H0ZM3 174H5V173H3ZM33 175V176H36V175ZM47 174H48V172H47ZM98 174V173H97ZM96 174V175H97ZM100 174V173H99ZM99 174H98V176H99ZM104 174V173H103ZM118 174V173H117ZM119 174H120V171H119ZM118 174V175H119ZM122 174V173H121ZM133 174H135V173H133ZM171 174V175H172ZM188 174V175H189ZM194 174V176L196 175L195 173H193ZM2 175V174H1ZM6 175V176H7ZM46 174L44 173V175H43V177L45 176ZM51 175V176H50ZM50 175H47V177L49 176V177H51L52 178V174H50ZM57 175V174H56ZM59 175V174H58ZM83 175V176H84ZM116 175V174H115ZM125 175H126V172L123 174V176H124V178H125ZM175 175V174H174ZM176 175H175V181H178V182H180L179 180H177V178H178V176H177V178H176ZM182 175H184L183 173H182ZM181 175V176H182ZM187 175V174H186ZM186 175H184V178L186 177ZM3 176H5V175H3ZM11 176V175H10ZM10 176H7L8 178L10 177ZM39 176H41V175H39ZM53 176H55V175H53ZM98 176H96L97 178H98ZM101 176V175H100ZM99 176V177H100ZM105 177H107L106 175H104ZM109 176V175H108ZM123 176H121V178L123 177ZM131 176V177H132ZM192 176V175H191ZM201 176V175H200ZM30 177V176H29ZM29 177H27V178H29ZM32 177V176H31ZM59 177V176H58ZM66 177V178H65ZM75 177V178H74ZM85 177V176H84ZM96 177L95 178H93V181H91V182H94V179H96ZM117 177H119V176H117ZM174 177V176H173ZM190 177V176H189ZM4 178H6V177H4ZM33 178V177H32ZM35 178V177H34ZM39 178V177H38ZM56 178V177H55ZM65 178V179H64ZM74 178V179H73ZM102 177H100L99 179H101ZM109 178V177H108ZM110 178H111V181H112V177L110 176ZM109 178V179H110ZM130 178V177H129ZM128 178V179H129ZM169 178H172V177H169ZM181 178V177H180ZM197 178H198V176H197ZM0 179H3V178H0ZM37 179V178H36ZM35 179V180H36ZM40 179V178H39ZM58 180H59V178H57ZM64 179V180H63ZM84 179V178H83ZM83 179H81V181H78V182H82L83 181ZM86 179V178H85ZM86 179V180H87ZM102 179H104V178H102ZM108 179V180H109ZM115 179V178H114ZM116 179H118V178H116ZM123 179V178H122ZM132 179V178H131ZM154 179H156V181L154 182ZM183 179V178H182ZM182 179H180L181 180V182L180 183H182ZM189 179H191V177L189 178ZM195 179V178H194ZM4 180V179H3ZM6 180H7V178H6ZM9 180H10V178H9ZM26 180H28V179H26ZM30 180V179H29ZM42 180H44L43 178H42ZM47 180V179H46ZM52 180V179H51ZM50 180V181H51ZM57 180V183L59 182ZM80 180V179H79ZM85 180V181H86ZM98 179H96L95 181H97ZM119 180H120V177H119ZM119 180H118V182H119ZM123 180H126V179H123ZM130 180V179H129ZM128 180V181H129ZM174 180V179H173ZM192 180H193V178H192ZM195 180H198V179H195ZM200 180V179H199ZM220 180V179H219ZM221 180H224L223 178L221 179ZM228 180V179H227ZM5 181V180H4ZM19 181V180H18ZM37 181H40V180H38L37 179ZM48 181V180H47ZM89 181V180H88ZM88 181H86V183L88 182ZM101 181V180H100ZM99 181V182H100ZM103 181H105V180H102L101 182H102V184L104 183ZM110 181V180H109ZM108 181V183L110 184V182ZM116 181V180H115ZM202 181V180H201ZM204 181V180H203ZM229 181H231V179L229 180ZM261 181V180H260ZM2 182V181H1ZM22 182V183H23ZM34 182V181H33ZM33 182H31V183H33ZM42 182V181H41ZM51 182H54V180L53 181H51ZM50 182V184H53V183H51ZM56 182V181H55ZM54 182V183H55ZM62 182V183H63ZM68 182L66 183V185L68 184ZM84 182V181H83ZM83 182H82V185H85V184H83ZM99 182H98V184H99ZM132 182V181H131ZM192 182V181H191ZM198 182V181H197ZM226 182V181H225ZM228 182V181H227ZM232 182V181H231ZM230 182V183H231ZM238 182V181H237ZM250 182V181H249ZM4 183V182H3ZM8 183H9V181H8ZM19 183H21V182H19ZM18 183V184H19ZM21 183V184H22ZM26 183V182H25ZM25 183H24V186H25ZM28 183V182H27ZM38 183V182H37ZM36 183V184H37ZM46 183V182H45ZM48 183V182H47ZM60 183V182H59ZM58 183V184H59ZM61 183V184H62ZM97 182H95V183H93V184H96ZM107 183V184H108ZM113 183H115V182H113ZM119 183H126V182H119ZM129 183V182H128ZM183 183H185V182H183ZM186 183H189V182H186ZM195 183V182H194ZM199 183V182H198ZM198 183H197V185H198ZM201 183V182H200ZM207 182L205 181V185L207 186L208 184H206ZM220 183H221V181H220ZM219 183V184H220ZM234 183V182H233ZM235 183H236V180H235ZM2 184V183H1ZM7 184V183H6ZM10 184H12V182H10ZM10 184H8L9 186H10ZM57 184V185H58ZM90 183H87V187H88V185H89ZM97 184V185H98ZM105 184H106V182H105ZM108 184V185H109ZM118 184V183H117ZM157 184V183H156ZM172 184H173V182H172ZM204 184V183H203ZM227 184H229V183H227ZM252 184V183H251ZM255 184V183H254ZM260 185H261V183H259ZM258 184V185H259ZM4 186H5V184H3ZM16 186H17V184H15ZM20 185V184H19ZM45 185V184H44ZM65 185V184H64ZM65 185V186H66ZM78 185H80V184H78ZM77 185V186H78ZM91 185H92V183H91ZM115 185V184H114ZM121 186V184H118V185H116L117 187L118 186ZM162 185V186H163ZM175 185V184H174ZM177 185V184H176ZM185 185V184H184ZM183 184H182V186H184ZM189 185V184H188ZM194 185H196V184H194ZM205 185H203L204 187H205ZM209 185H211V184H209ZM213 185V184H212ZM216 185V184H215ZM221 185H223L222 183H221ZM225 185H226V183H225ZM234 185V187H235V185L236 184H233ZM232 185V186H233ZM253 185V184H252ZM0 186H2V185H0ZM23 186V187H24ZM32 186V185H31ZM55 186V185H54ZM59 186V185H58ZM58 186H57V188H58ZM62 187H65V186H63V185H61ZM60 186V187H61ZM76 186V187H77ZM110 186V185H109ZM113 186V185H112ZM130 186V185H129ZM152 186H154V187H152ZM157 186V185H156ZM159 186V187H160ZM172 186V185H171ZM203 186H201V185H199V187H200V189H201V187H203ZM218 186V185H217ZM226 186H228V185H226ZM229 186H230V184H229ZM3 187V186H2ZM1 187V188H2ZM13 187H14V184H13ZM20 187H21V185H20ZM26 188H27V186H25ZM34 187V186H33ZM37 187V186H36ZM52 187H53V185H52ZM51 187V189L53 190V193L55 194V189H53ZM81 187V186H80ZM80 187H77V188H79L80 189ZM94 187V186H93ZM96 187V186H95ZM99 187V186H98ZM101 187L102 186H100V189H101ZM114 187L115 186H113V189H114ZM116 187V188H117ZM124 187H126V186H124ZM189 187V186H188ZM210 187V186H209ZM215 187V186H214ZM233 187V188H234ZM238 187H239V185H238ZM264 187V186H263ZM263 187H261V188H263ZM6 188V187H5ZM8 188V187H7ZM11 188H12V186H11ZM17 188V187H16ZM16 188H12L13 190H11V191H9V188L8 189H6V190H8V192L7 193H9V194H13V192L12 191H15L14 189H16ZM19 188V187H18ZM26 188H25V190H26ZM40 188H41V186L40 185H38V187L36 188V191H41L40 190ZM43 188V187H42ZM55 188H56V186H55ZM56 188V189H57ZM66 188V187H65ZM64 188V190H66L67 191V189H65ZM68 188V187H67ZM69 188H70V186H69ZM71 188H73L72 186H71ZM70 188V189H71ZM77 188H74V189H76V190H78ZM89 188V187H88ZM88 188H86V189H88ZM105 188H108V187H106V185H105ZM112 188V187H111ZM122 188V187H121ZM121 188H119V189H121ZM158 188V187H157ZM174 188V187H173ZM179 188H181V186H179ZM179 188H177V189H179ZM185 188V187H184ZM193 188V187H192ZM191 188V189H192ZM195 188V187H194ZM198 188V187H197ZM206 188V187H205ZM212 188H213V186H212ZM218 188L219 189H214V191L216 190V191H220L221 193H219L220 194V197H221V199L224 201V196H226L227 194V192L228 193H231V192H229L231 189H233V188H227V187H223V186H218ZM227 188V189H226ZM246 188H248V187H246ZM250 188V187H249ZM252 188V187H251ZM250 188V189H251ZM254 188H255V186H254ZM3 189V188H2ZM29 189V188H28ZM28 189L26 190V193H28ZM44 189V188H43ZM42 189V190H43ZM47 189V188H46ZM45 189V190H46ZM118 189V190H119ZM127 189V188H126ZM164 189H167V188H165V186H164ZM176 189V190H177ZM208 189V188H207ZM235 190H237L236 188H234ZM243 189V186H242V188H241V190ZM245 189V188H244ZM244 189H243V191H244ZM257 189H258V187H257ZM260 189V188H259ZM259 189H258V192L256 191L255 193L253 192V193H251V192H248V194H246V190H245V195H248V200L250 201V202H252V203H250L248 200V202H249V205H247L248 203L246 202V205L244 204V206H242V207H244V209H245V207L247 208L248 206H251V204L253 205L254 203H259V202H261L263 199H264V195L261 193V192H259ZM20 190V189H19ZM21 190H22V188H21ZM33 190V189H32ZM43 190V192H48L49 190ZM55 190V191H54ZM59 190V189H58ZM57 190V191H58ZM61 190V189H60ZM60 190H59V192H60ZM64 190L62 191V193H64ZM69 190V189H68ZM83 190H84V187H83ZM90 190H91V186H90ZM94 190V189H93ZM92 190V191H93ZM103 190H104V186H103ZM106 190V189H105ZM162 190H163V187H162ZM169 190V192H170V189H168ZM173 192H175L174 191V189H171ZM180 190V189H179ZM178 190V191H179ZM183 190V189H182ZM185 190V189H184ZM199 190V189H198ZM198 190H196V191H198ZM205 191H206V189H204ZM210 190H211V188H210ZM213 190V189H212ZM226 190H229V191H227L226 192ZM239 190V189H238ZM247 190H249V189H247ZM253 190H256V189H252V191ZM261 190V189H260ZM22 191H24V190H22ZM29 191H30V189H29ZM82 191V190H81ZM87 192H88V190H86ZM95 191H96V189H95ZM109 191H112V189L111 190H109ZM108 191V192H109ZM115 191H117V189L115 190ZM113 192V193H117V192ZM157 191V193H158V190H156ZM164 191V190H163ZM166 191V190H165ZM177 191V192H178ZM193 191V190H192ZM203 192V188H202V192L204 193V194H206V192ZM208 191V190H207ZM218 191V192H219ZM251 191V190H250ZM262 191H263V189H262ZM25 192V191H24ZM34 192H35V190H34ZM51 192V191H50ZM49 192V193H50ZM58 192V193H59ZM69 192H71V191H69ZM80 192V191H79ZM87 192H86V194H87ZM94 192V191H93ZM101 192H102V189H101ZM104 193H105V191H103ZM107 192V193H108ZM133 192H134V194H135V198H137L136 199V203L137 204H134L135 202H130V201H132L131 199H132V196H133ZM155 192V193H154ZM173 192H171V193H169L168 195L169 196H172L173 197V195H175ZM185 192H187V194H188V192L189 191H186L185 190ZM199 192H201V191H199ZM210 192V191H209ZM212 192V191H211ZM226 192V193H225ZM236 192V191H235ZM240 192V191H239ZM242 192V191H241ZM240 192V193H241ZM1 193V192H0ZM5 193V192H4ZM15 193V192H14ZM37 193V192H36ZM41 193V192H40ZM40 193H38L39 195H41ZM52 193V192H51ZM50 193V194H51ZM53 193H52V195H53ZM57 193V192H56ZM75 193V192H74ZM76 193H78V192H76ZM90 193V192H89ZM92 193V192H91ZM95 193V192H94ZM103 193V194H104ZM110 193H112V192H110ZM119 193V194H120ZM125 193V192H124ZM168 193V192H167ZM190 193V192H189ZM194 193V192H193ZM197 193V192H196ZM196 193H194V194H196ZM237 194H238V192H236ZM264 193V192H263ZM1 194H3V193H1ZM0 194V195H1ZM71 194H73V191H72V193ZM70 194V195H71ZM78 194H81V193H78ZM85 194V191H84V193H82L80 196H83ZM86 194H85V196H86ZM96 194H97V192H96ZM103 194H102V196H103ZM106 194V193H105ZM118 194V195H119ZM159 194V193H158ZM179 194H180V192H179ZM186 194V195H187ZM202 194V193H201ZM201 194H199L198 193V195H201ZM211 194H213V193H211ZM211 194H210V196L209 197H211V198H209V199H213L212 198V196H211ZM215 194V193H214ZM213 194V195H214ZM232 194V193H231ZM231 194H229V196H234V198H233V200L234 199H239V197H242L243 195L241 194V196H240V194L238 195L239 197L237 198V196L235 197V195H237V194H234V192H233V195H231ZM33 195V194H32ZM37 196L36 195V197H39L38 199H37V201L38 202H41L40 203V206L42 205V201H43V203H44V197L45 196H47V195H42L41 196V198H40V196ZM75 196L77 195V194H74ZM106 195H109V193L108 194H106ZM137 195V196H136ZM162 195H164V196H162ZM167 195V196H168ZM182 196H183V194H181ZM185 195V194H184ZM186 195H185V197H186ZM203 195V194H202ZM201 195V196H202ZM209 195V194H208ZM218 195V194H217ZM30 196V195H29ZM29 196H28V198H29ZM34 196H35V194H34ZM49 196V195H48ZM51 196V195H50ZM49 196V197H50ZM58 196H59V194H58ZM78 197H79V195H77ZM99 196H101L100 194H99ZM101 196V197H102ZM105 196V195H104ZM103 196V197H104ZM110 196H111V194H110ZM113 196H114V194H113ZM112 196V197H113ZM124 196H123V199H124ZM168 196V197H169ZM176 196H178V194L176 195ZM180 196V195H179ZM178 196V197H179ZM182 196H180V198L182 197ZM190 196V195H189ZM191 196H193V195H191ZM195 196V195H194ZM197 196V195H196ZM204 196V195H203ZM202 196V197H203ZM228 196V195H227ZM20 197H22V198H20ZM73 197V196H72ZM72 197H71V199H72ZM88 198H89V196H87ZM86 197V198H87ZM94 198L95 196H93V195H91L90 196V199L91 198ZM100 197V199H102ZM119 197H120V195H119ZM119 197H115L114 196V200H117V199H119ZM131 197V198H130ZM175 197V196H174ZM185 197H183V198H185ZM218 197V196H217ZM220 197H219V201L217 202V203H222V200L220 199ZM230 197V198H231ZM32 198V197H31ZM44 198V199H43ZM57 198V197H56ZM56 198L54 197V199L56 200ZM75 198V197H74ZM74 198H73V201H74ZM77 198V197H76ZM75 198V199H76ZM87 198V199H88ZM97 198H98V196H97ZM106 198V197H105ZM115 198H117V199H115ZM121 198V197H120ZM177 198V197H176ZM182 198V199H183ZM187 198V197H186ZM185 198V199H186ZM190 198V197H189ZM189 198H187V200L189 199ZM198 198H200V197H198ZM208 198V197H207ZM243 198V197H242ZM9 199V198H8ZM41 199H42V201H41ZM51 199H53V197L51 198ZM50 199V200H51ZM83 199V198H82ZM96 199V198H95ZM109 199V198H108ZM111 199V198H110ZM113 199H111V200H113ZM172 199H174V198H172ZM193 199H195V197H193ZM196 199H197V197H196ZM215 199V198H214ZM213 199V200H214ZM217 199V198H216ZM245 199V198H244ZM244 199H242V200H244ZM247 199V198H246ZM25 200H27V199H25ZM29 200L30 201H32L30 198H29ZM35 200H36V198H35ZM48 200H49V198H48ZM55 200H54V202H55ZM77 201H79L78 199H76ZM76 200L74 201V203L76 202ZM92 201L94 200V199H91ZM98 200V199H97ZM103 200H105V199H103ZM106 200H107V198H106ZM104 201V202H106V204H109L110 202L109 201ZM113 200V201H114ZM121 200V199H120ZM120 200H118L119 202L118 203H115V204H118L120 207L123 205V203H120ZM169 200V201H168ZM177 200V199H176ZM176 200H172V201H176ZM179 200V199H178ZM199 200V199H198ZM212 200V201H213ZM228 200H229V198H228ZM231 200V199H230ZM28 201V200H27ZM45 201H47V200H45ZM51 201H53V200H51ZM72 201V200H71ZM82 201H84V199L82 200ZM102 201V200H101ZM127 201H125V202H127ZM190 201H192L193 202V200L191 199ZM204 201V200H203ZM202 201V202H203ZM206 201V200H205ZM209 201V200H208ZM207 201V202H208ZM211 201V202H212ZM238 201V200H237ZM239 201H241L240 199H239ZM85 205H86V199H85ZM89 202V201H88ZM94 202V201H93ZM93 202H92V204H91V206L93 205V207L94 208H92V210L94 209L95 211H96V209H95V204H93ZM108 202V203H107ZM112 202V201H111ZM114 202H116V201H114ZM124 202V203H125ZM147 202V203H146ZM176 202H178V201H176ZM180 202H182V201H180ZM184 202H186V201H184ZM188 202V201H187ZM196 202V200L194 201V203ZM200 201H198V203H199ZM210 202V201H209ZM227 203L228 201L226 200V201H224V203ZM232 202V201H231ZM234 202V201H233ZM236 202V201H235ZM264 202V200L262 201V203ZM18 203V204H17ZM24 203H26V202H24ZM24 203H22V205L24 206L25 204ZM36 203V202H35ZM34 203V204H35ZM73 203V202H72ZM76 203H78V202H76ZM90 203H91V201H90ZM98 203V202H97ZM103 203V202H102ZM213 203L214 202H212L211 203V205H213ZM217 203H216V201H215V204L217 205ZM224 204V205H222V204H218L219 206H225V205H227V204ZM244 203V202H243ZM12 204V203H11ZM15 204H17V206L15 205ZM27 204V203H26ZM32 204H33V202H32ZM33 204V205H34ZM38 204V203H37ZM47 204V203H46ZM51 204H53L52 202H51ZM50 203H49V205H51ZM88 205V207H89V203H87ZM104 204V203H103ZM106 204H105V207H107L106 206ZM113 204V203H112ZM131 204V205H130ZM170 204V203H169ZM169 204H168V206H169ZM171 204H173V203H171ZM182 204V203H181ZM190 204V203H189ZM191 204H193V203H191ZM200 204V203H199ZM198 204V205H199ZM204 204V203H203ZM233 204H235V203H233ZM237 204V203H236ZM242 203H240V205H241ZM261 204V203H260ZM29 205V204H28ZM28 205H25V206H28ZM57 205V204H56ZM75 205V204H74ZM80 204H78L77 206H79ZM83 206H84V203L82 204ZM81 205V206H82ZM114 205V204H113ZM117 205V206H118ZM175 205V204H174ZM182 205H184L185 206V204H182ZM196 205V204H195ZM201 205H202V203H201ZM200 205V206H201ZM207 205H210V204H207ZM210 205V206H211ZM215 205V206H216ZM243 205V204H242ZM255 205V204H254ZM253 205V206H254ZM258 205V204H257ZM262 205V204H261ZM260 205V206H261ZM30 206V205H29ZM35 206H38V205H35ZM44 206H46V205H43V207ZM76 206V205H75ZM75 206H73V207H75ZM109 206H110V204H109ZM125 206V207H126ZM146 206H150L152 209H150L152 212H155V215L153 216V214H151V217H154L155 218V216L157 217L156 219H154L153 218V220L155 221V223H154V231H155V233H156V235H151V237L152 238H150V230L149 231H147V225L145 226L144 224H145V222H146V224H147V221H149V222H151L152 220H151V218H150V216H148L147 217V215L144 213V212H142V210L143 209H145V207ZM176 206V205H175ZM186 206H190V205H186ZM197 206V205H196ZM209 206V207H210ZM229 206H230V208H232L233 207V205H230L229 203H228V208H229ZM232 206V207H231ZM253 206H251V207H253ZM21 207V206H20ZM42 207V206H41ZM42 207V208H43ZM51 208L53 207L52 205L50 206ZM49 206H48V204H47V208H45V209H48V208H50ZM68 207H70V206H68ZM99 207V206H98ZM115 208H116V206H114ZM172 207H173V205H172ZM178 207V206H177ZM181 207H183V206H180V208ZM188 207H187V211H188ZM190 207H192V206H190ZM189 207V208H190ZM195 207V206H194ZM193 207V208H194ZM199 207V206H198ZM197 207V208H198ZM201 207H204V208H206V209H209L208 208V206L207 207H205V206H201ZM217 207V206H216ZM226 207V206H225ZM225 207H223L222 209H224ZM235 207V206H234ZM233 207V208H234ZM241 207V206H240ZM256 207V206H255ZM254 207V209H256ZM24 208V207H23ZM28 208V207H27ZM29 208H31V207H29ZM37 208V207H36ZM38 208H40V207H38ZM42 208H41V211H42ZM76 208V207H75ZM79 208V207H78ZM77 208V209H78ZM84 208H86V207H84ZM83 208V209H84ZM96 208H97V205H96ZM110 209H111V206L109 207ZM121 208H123V207H121ZM120 208V209H121ZM171 208V207H170ZM180 208H179V210H180ZM186 208V207H185ZM211 208V207H210ZM239 208V207H238ZM259 208V207H258ZM262 208H264V207H262ZM262 208H260V209H258V211H256L257 213H261V212H263V211H260ZM53 209V208H52ZM54 209H56V208H54ZM53 209V210H54ZM61 209V208H60ZM65 209V208H64ZM73 209V208H72ZM98 209V208H97ZM104 209V208H103ZM119 209V208H118ZM118 209H116V210H118ZM124 209V208H123ZM123 209L121 210V211H123ZM126 209V208H125ZM168 209V208H167ZM172 209V208H171ZM170 209V210H171ZM178 209V208H177ZM196 209V208H195ZM201 209H203V208H201ZM201 209H197V212H199V214H198V216L201 214L200 213V210ZM206 209H205V211H206ZM218 209H219V207H218ZM217 209V211H219ZM242 209V208H241ZM247 209H249V207L247 208ZM246 209V210H247ZM57 210H58V207H57ZM57 210L55 211V215L57 214L56 212H57ZM62 210H63V208H62ZM68 210V209H67ZM74 210V209H73ZM76 210V209H75ZM88 210H90V208L88 209ZM92 210H91V212L90 213H92ZM111 210H113L114 212H115V210H114V208H112ZM147 210V209H146ZM169 210V211H170ZM185 210V209H184ZM193 210V209H192ZM199 210V211H198ZM214 210H215V207H214ZM240 210V209H239ZM245 210V211H246ZM250 210H253V209H250ZM262 210H264V209H262ZM9 211V212H10ZM36 211L38 212L39 211V209H36ZM35 211V212H36ZM48 211H52V210H48ZM64 211V210H63ZM85 211V210H84ZM102 211V210H101ZM106 211H107V209H106ZM109 211V210H108ZM113 211H111V212H113ZM120 210H119V212H121ZM182 211V210H181ZM191 211V209H189V211L188 212H190ZM195 211V210H194ZM216 211V212H217ZM221 211H225V209L224 210H221ZM229 211V210H228ZM231 211V210H230ZM229 211V212H230ZM234 211V210H233ZM244 211V214H246V212L247 211H249V210H247L246 212ZM254 211V210H253ZM260 211V212H259ZM8 212V213H9ZM33 212H34V210H33ZM37 212H36V214H37ZM40 212V211H39ZM68 212V211H67ZM73 212V211H72ZM72 212H70V213H72ZM79 212H80V210H79ZM94 212V211H93ZM98 212H99V209H98ZM97 212V214H99ZM110 212V211H109ZM110 212V213H111ZM117 212V211H116ZM118 212V213H119ZM151 212V213H152ZM179 212V211H178ZM177 212V213H178ZM183 212V211H182ZM185 212V211H184ZM183 212V213H184ZM188 212H187V214H188ZM204 212V211H203ZM203 212H202V215H204L203 214ZM207 212H208V210H207ZM209 212L211 213V210H209ZM222 212V213H223ZM241 212V211H240ZM250 212H252V211H250ZM250 212H249V214H250ZM12 213V212H11ZM51 213V212H50ZM61 213V212H60ZM59 213V214H60ZM76 214H79V213H77V212H75ZM103 213V212H102ZM157 213V214H156ZM176 213V214H177ZM195 213V212H194ZM226 213H227V211H226ZM256 213V214H257ZM10 214V213H9ZM17 214V213H16ZM27 214H29V213H27ZM41 213H39L38 215H40ZM45 214H47V213H45ZM51 214H53V213H51ZM50 214V215H51ZM59 214L57 215V216H59ZM62 214V213H61ZM60 214V215H61ZM65 214V213H64ZM73 214H74V212H73ZM94 214V213H93ZM101 214V213H100ZM106 214V212L104 211V215ZM175 214V215H176ZM182 214V213H181ZM192 214V213H191ZM197 214V213H196ZM206 214V213H205ZM212 214H213V212H212ZM212 214H210V215H212ZM237 214H238V210H237ZM236 213L234 214V216L235 215H237ZM240 214V213H239ZM242 215H243V213H241ZM255 214V213H254ZM3 216L5 215L4 213L2 214ZM42 215H44V214H42ZM49 215V214H48ZM63 215V214H62ZM75 215V214H74ZM73 215V216H74ZM88 215V214H87ZM95 215H96V212H95ZM107 215H108V213H107ZM146 215V216H145ZM169 215H171V214H169ZM174 215V216H175ZM180 215V214H179ZM186 215V214H185ZM192 215H194V214H192ZM201 215V216H202ZM230 215V214H229ZM232 215V214H231ZM242 215H241V218H242ZM253 215V212L251 213V216ZM259 215V214H258ZM262 215H264V214H262ZM14 216V215H13ZM16 216V215H15ZM19 216V215H18ZM41 216V215H40ZM46 216V215H45ZM71 216H72V214H71ZM79 216V215H78ZM86 216V215H85ZM91 216V215H90ZM94 216V215H93ZM92 216V217H93ZM102 216V215H101ZM101 216H99V217H101ZM182 216H184V215H182ZM205 216V215H204ZM208 216V215H207ZM233 215H232V218L234 217ZM244 216V215H243ZM250 216V215H249ZM256 216V215H255ZM38 217V216H37ZM52 217H54V218H56L58 221H55L56 219H54V218H52ZM61 217V216H60ZM75 217V216H74ZM74 217H72L73 218V220H74ZM77 217V216H76ZM75 217V218H76ZM80 217V216H79ZM168 217H171V216H167V218ZM179 217V216H178ZM178 217H176V218H178ZM189 217V216H188ZM260 218L262 217L261 215L259 216ZM264 217V216H263ZM262 217V218H263ZM7 218V217H6ZM13 218V217H12ZM18 218V219H19ZM63 218V217H62ZM78 218V217H77ZM94 218H95V216H94ZM102 218V217H101ZM179 218H181V215H180V217ZM190 218V217H189ZM208 218H210V217H208ZM212 218V217H211ZM241 218H239V219H241ZM245 218H246V216H245ZM249 218V217H248ZM250 218H253V217H250ZM260 218H258V219H260ZM2 219V218H1ZM10 219V218H9ZM17 219V218H16ZM71 218L69 217V220H70ZM88 219V220H89ZM96 219H97V217H96ZM171 219V218H170ZM169 219V220H170ZM181 219H183V218H181ZM184 219H186L185 217H184ZM183 219V220H184ZM214 219V218H213ZM235 219V220H234ZM233 220L234 221H238L236 218H234ZM7 221H8V219H6ZM67 220V219H66ZM95 220V219H94ZM147 220V221H146ZM172 220H173V217H172ZM171 220V221H172ZM176 220H178V219H176ZM189 220V219H188ZM191 220H193V219H191ZM243 220V219H242ZM247 220V218L245 219V220H243V221H246ZM257 220V218H254V219H248V223L249 224H254L255 225V221ZM12 221H14V220H12ZM71 221V220H70ZM80 221H81V219H80ZM84 221V220H83ZM91 221H89V222H91ZM96 221V220H95ZM181 221V220H180ZM210 221V220H209ZM254 221V222H253ZM1 222H2V220H1ZM1 222H0V224H1ZM9 222V221H8ZM8 222H6L7 224H8ZM70 225H68L67 223ZM74 222V221H73ZM190 222V221H189ZM189 222H187L189 225L191 224V223H189ZM192 222V221H191ZM195 222V221H194ZM211 222H213L212 221V219H211ZM258 222V221H257ZM260 222H261V220H260ZM263 222V224L261 225V227L262 228H260V225H256V226H258L259 227V229H261V230H259L258 231V229H257V227H253L254 229H257V233L256 234H252V232H251V234L253 235L251 238H249L246 242L247 243H245L242 247H240V248H236V247H234V248H232V249H235V250H233L232 251V253H231V251H230V256H226V257H223L222 256V258L219 256V255H217V256H219L220 258L219 259H216L217 258V256H216V258L214 257V256H212V257H214V259L212 258V261H211V263H210V261H209V259H208V261H207V259H206V261L209 263V264H264V221H262ZM261 222V223H262ZM4 223V222H3ZM5 223V224H6ZM96 223V222H95ZM172 223H174V221L172 222ZM174 223V224H175ZM183 223H184V221H183ZM241 223V222H240ZM248 223H246L247 225H248ZM17 224V223H16ZM77 224H78V222H77ZM149 224V223H148ZM186 224V223H185ZM188 224H186L187 225V227H188ZM195 224V223H194ZM245 224V222L243 223V225L242 224H240V225H242V227L243 226H245L246 225ZM19 224H17V226H18ZM75 226H76V224H74ZM150 225V224H149ZM152 225V224H151ZM172 225V224H171ZM181 226L183 225L182 223L180 224ZM236 225V224H235ZM240 225H237V226H235L236 228L237 227H239ZM246 225V226H247ZM179 226V225H178ZM178 226H177V229H178ZM184 226V225H183ZM191 226H193V223H192V225H190L189 227H191ZM195 226V225H194ZM250 225H248V227H249ZM252 226V225H251ZM250 226V227H251ZM146 227V228H145ZM150 227V226H149ZM152 227V226H151ZM171 227V226H170ZM180 227V226H179ZM188 227V229H190ZM234 227V226H233ZM183 228V227H182ZM185 228H186V226H185ZM196 228V227H195ZM194 228V229H195ZM240 228H241V226H240ZM252 228V227H251ZM151 229V228H150ZM180 229H181V227H180ZM192 229H193V227H192ZM191 229V230H192ZM244 229H245V227H244ZM253 229V230H254ZM197 230V229H196ZM210 230V229H209ZM234 230V229H233ZM240 229H238V231H239ZM243 230V228L241 229V231ZM187 231V230H186ZM198 231H200L199 229H198ZM198 231H194V234L196 235V239L197 240H200V242L201 241H204V239H203V237H204V234L200 231V232H198ZM235 231H237V229L236 230H234V232ZM244 231V230H243ZM242 231V232H243ZM251 231H252V229H251ZM255 231V230H254ZM178 232V231H177ZM189 232V231H188ZM205 232H208V230L206 231L205 230ZM211 232V231H210ZM210 232H209V234H210ZM240 232V231H239ZM240 233V234H244V233ZM246 232H247V229H246ZM176 233V232H175ZM179 234L180 233H183V231H181L180 232V230H179V232H178ZM203 234V237H202V234ZM212 233H213V231H212ZM215 233V232H214ZM213 233V235H215L216 236V234H214ZM236 233V232H235ZM177 234V233H176ZM189 234V233H188ZM192 234H193V231H192ZM193 234V236H195ZM206 234L208 235V233H205V236H206ZM218 234V233H217ZM248 234H250V233H248ZM250 234V235H251ZM219 235V234H218ZM235 235V234H234ZM245 235V234H244ZM243 235V236H244ZM189 236V235H188ZM209 236H211V235H208V237L205 239L207 242L209 241L208 239H209ZM220 236V235H219ZM231 236V235H230ZM239 236V235H238ZM186 237V236H185ZM190 237V236H189ZM214 237V236H213ZM249 237V236H248ZM247 237V238H248ZM174 238V237H173ZM183 238V237H182ZM191 238H193V237H191ZM195 238V237H194ZM205 238V237H204ZM216 238H217V236H216ZM215 237L214 238H212L211 237V239L213 240V239H216ZM219 238V237H218ZM217 238V239H218ZM237 238V237H236ZM239 238H241V235H240V237ZM239 238H238V240H239ZM246 238V239H247ZM184 239V238H183ZM243 239V238H242ZM245 239V238H244ZM243 239V240H244ZM245 239V240H246ZM187 240V239H186ZM191 240V239H190ZM196 240V241H197ZM243 240H241V242L242 243H244V241ZM181 241V240H180ZM182 241H184V240H182ZM196 241H193L192 240V242L191 243H193V242H195L194 244H192L193 246H195V248L192 246V249L191 250H193V251H191L188 247H187V249H189V250H186L184 253H182V251L179 253V254H183V257H184V260L183 261H188V260H190L189 258L191 257L190 255H192V254H194L195 252L194 251H197V250H195L196 249V246H197V244H196ZM206 241H204L205 243H207ZM215 241V240H214ZM234 241V240H233ZM179 242V241H178ZM200 242H198V243H200ZM241 242L239 243V244H241ZM184 243V242H183ZM181 244V245H186L187 246V244ZM189 243V242H188ZM205 243H203L202 242V244H200V245H204ZM211 240H210V242H208V244H210L211 245ZM231 243V242H230ZM179 244V243H178ZM208 244H207V246H208ZM177 245V244H176ZM189 245V244H188ZM215 245V244H214ZM213 245V246H214ZM236 245V244H235ZM238 245V244H237ZM170 246V247H169ZM178 246V245H177ZM198 246H199V244H198ZM206 246V245H205ZM207 246H206V248H207ZM216 246H217V244H216ZM219 246V245H218ZM230 246V245H229ZM241 246V245H240ZM169 247V248H168ZM179 249H182L181 248V246L179 245ZM199 247H202V246H199ZM199 247L197 248V249H199ZM168 248V249H167ZM172 248H171V250H172ZM205 248V249H206ZM214 248V247H213ZM220 248V247H219ZM229 248V247H228ZM178 249V250H179ZM204 249V250H205ZM209 249H210V247H209ZM217 249V248H216ZM216 249H214V250H216ZM226 249V248H225ZM231 249V250H232ZM176 250V249H175ZM183 250H185V249H183ZM228 250V249H227ZM191 251V252H190ZM206 251V250H205ZM211 251H212V249H211ZM222 251V250H221ZM199 252V251H198ZM213 252V251H212ZM211 252V253H212ZM229 252V251H228ZM207 253H209L208 252V248H207ZM217 253L218 254H220L219 253V251H217ZM227 253V252H226ZM171 255H172V253H170ZM178 254V255H179ZM181 254V255H182ZM215 254V253H214ZM176 255V254H175ZM196 255V254H195ZM197 255H198V253H197ZM210 255V254H209ZM208 255V256H209ZM222 255H223V253H222ZM225 255H227V254H225L224 253V256ZM190 256V257H189ZM193 256V255H192ZM206 256V255H205ZM208 256H206V257H208ZM182 258V257H181ZM192 258V257H191ZM197 258V257H196ZM209 258H211L210 256H209ZM183 259V258H182ZM191 261V260H190ZM205 261V262H206ZM172 262V263H171ZM176 262V263H175ZM203 262H204V258H203ZM186 264H188V263H186ZM205 264V263H204ZM207 264V263H206Z\"/></svg>",
	"mask_w": 264,
	"mask_h": 264
}]
</instances>
